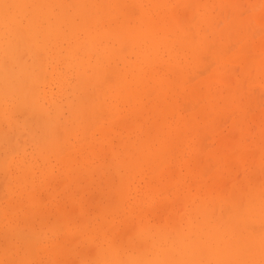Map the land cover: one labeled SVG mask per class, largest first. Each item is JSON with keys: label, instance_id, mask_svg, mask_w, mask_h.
<instances>
[{"label": "rangeland", "instance_id": "374dc122", "mask_svg": "<svg viewBox=\"0 0 264 264\" xmlns=\"http://www.w3.org/2000/svg\"><path fill=\"white\" fill-rule=\"evenodd\" d=\"M65 1L70 2L71 0H69V1L65 0ZM103 1L102 0H92V2H91V0H89V2H91L92 6H93V10L90 9V11H91V14L93 11H95V13L93 14L94 16H92V18L96 19L97 16L99 15L98 16L99 18H97L99 20L101 18L100 16H102V15H100L101 12L102 11L105 12L107 10V8L109 6L107 2H109L110 6H111V7H109L110 8L109 11L111 10L112 13L106 11L107 15L105 17L103 15V18L105 19L106 23H107V21H109L107 23V25H106L103 18H101L102 20H99V21H97V19L96 20L89 19L88 21H90V23H89L90 26L95 28L96 30L99 29L98 28L99 27L98 22L100 23V29H101L99 31H102L103 29L105 30L106 28L108 31L110 30L111 34L105 36V38H106L105 40L107 41V44L109 45V47H113V48L117 47L118 49L119 48L123 49L121 46L124 45L125 42L128 40V39L124 40V38L125 37L129 38L128 34H127L128 37L126 36V34L124 35V31L126 33V31L130 30L131 28H132L131 32L139 31L141 28L146 30L148 28L146 25H148L150 23L153 25L154 19H155L154 23L156 22V24L158 26L164 25L168 22L170 23V21H171V24L168 23L169 26L171 27V25L173 26L176 23V27H178L176 29L179 31L181 30L182 32H184L183 30H185V28L187 27L188 33L191 34L192 37L196 38V39H195V41L191 40V41H193L191 43V46L185 45V43L187 44V42L189 43L191 41L190 40L188 41L187 38H184V40H183L182 37L179 35V34H181V31H180V33H178L177 30H174L175 29V27H174V29H173L174 31H170V33H169V29H172L173 27L169 28V26H168V30L165 31L162 29L161 26L157 27V25L154 24L155 26H152V28L154 30V33H156V34H154L152 32L149 33V34H153V35H151L153 38H158V36H160V37L164 36L165 38L170 39V37H171V39H173L178 34L180 37L178 36L176 41L178 39L179 40L182 39L183 41L179 42V40H178L174 44V48H170L168 46H165L161 42L162 45L159 46V48L157 46H155L157 48H155V49L150 48L145 52L146 54L148 53L147 54L148 56L151 54L149 56L148 65L145 67L149 68L150 65L154 66V67H152V71H151L150 75L144 71H141L140 72L141 74L136 70H134L132 72L130 71L131 68L135 67V65H136L135 62L136 63L140 62V57H137V53H135L138 51L137 45H135V43L137 41L136 42L133 41V44L131 42L130 47H128L129 52L127 51V53H126L125 49H124V51L122 52V55H123L122 57H119L120 55L118 53H116L115 56L118 55L117 57L119 59H117V57H116V59H112L111 61H109L110 64L115 63L113 69L116 71V73L113 69H112L113 70V72H112V70L110 71L108 68H107L108 70L106 73V68H104L105 71H104V69H102V71L105 72L104 73L105 75L101 74L103 72L94 75V77H99L98 80L100 79V81H96L99 84V82H101V79L103 81H105V83L107 82L106 80L109 78L108 74H111V73H109V71L112 72V74H114V76L112 78H114L115 75H117L118 73L122 72L123 75L122 74H118V75H120V77H121V75L123 76L121 78L123 81V85L127 86V88H129L128 86L131 85L130 88H132V89L135 88L134 90H136V88L139 85V87H138L139 92L137 91L138 93H143V92H140V91H143L142 88H144V90L147 89L146 85H144V87H143L144 83L143 84L141 83L142 85L140 87L139 81H140V78L143 79V75H144V77L146 78V81L148 80L147 83H149V84H147L145 81L144 82L147 84V87L151 89V91H149L151 94L149 92L147 93L148 95L145 93L146 96L144 94H140L141 96L144 95L141 97L143 99L138 98V96L136 95L137 97H135L134 100L136 98H138L139 100L134 101L131 99L134 103L130 99L127 100V98L125 99V97H122V94L119 93L120 96L117 94L118 93L117 88H119V86H120V83L118 82L117 76H116V79H117L116 81L114 78V81H112L111 83L109 82L108 84L106 83L107 85L106 84L102 85V86H104V87H102V89H104V88H106V90L108 89L109 93L105 92L106 91L105 90L104 92L106 94L103 92L101 94L100 92H97V87L99 85L96 82H94L96 79L95 80L93 79V81H90V83L93 82V84L91 83V88L88 87L90 85V83L88 82V86L87 85L85 86L86 91H85V89H84V91H81L79 89L78 90L72 89V84H74V82H73L74 78H72V77H74V75L72 73H71V75L68 76L67 81L69 82V85H68V83H66L65 89L61 88L59 86V83L57 82L58 80H56L57 79L56 75L52 76V78L56 77V79H53L54 80L53 81L52 79L50 80V77H49L50 75L48 74L47 76L49 77V79L47 78V82L49 85L45 84L47 82L41 84L42 91H44V93L43 92L41 93V94H43L41 96H44V99H42V102H44V104H45L44 107L46 108V111H48V113H46V112H45V114L40 113L39 112L40 110H38V112L36 111V115H35V113H34L35 111H32L33 108H31L30 106H29L30 112H28V111L26 112L25 111L26 108L24 107V105L21 101H19V102L11 101V102L13 105H17V103H21L22 106H20V108L23 107V108H25V110H23V108H21V110L12 109L10 116H7L4 112L0 111V122H1L0 129L3 131V132L0 131V133H1L0 134V147H1V149H0L1 150L0 151V184H1L0 185L1 186L0 187L1 188L0 189L1 190L0 191V194H1L0 195V220H2V222L0 221V261H5V260H10V259H15V258L16 259H21V258L24 259L25 258V260H28V261H31V260L40 261L39 262L40 264H56V262L61 259L60 261L61 262L65 261V263L67 262L66 264H75V262L76 263L78 262V264H79V262L81 261V255H82L81 251L83 252L84 250L79 249V253H81V254H79V257H78L77 251H76V253L74 252V250H76V249L73 248V244H75V242L74 243L72 242L71 246H70V250L72 248L73 251L72 250L71 251L74 252L75 255H74V253L72 254L71 251H68V250H67L68 253L66 251L68 259L64 255L63 256L61 255L62 258L65 257L66 260H68V261H66L65 259L63 260L61 257H59L60 255L59 256L56 255V256H58L56 258H59V259H56L55 255L53 254L54 253L53 248L61 247V249L60 248L55 249V251L59 250L55 254H57L59 252L62 253V249H63L64 244H67V246H68V243H65V241H63V240H65L69 236L70 233L72 235H74V237H76V235H77V237L80 238L81 240L95 237L94 240H91V241H94L96 243H100L101 241H103L102 238H104V241L107 239L108 233H110V235H111V230H112L111 228H113L115 226H119L121 224V222H123L125 220H127L128 222L129 221L131 222L130 226L132 227V230L135 229L134 224L136 222H141L140 224H142V225L145 224L149 227H151V226L154 227V228L150 229L152 231L149 230V232H148L149 234L146 233V234L141 235L140 237H133V235L131 237L129 235V240H130V238L131 239L133 238V241L135 242V244L131 240V241H129V244L126 246L127 248H130V249H128V254L133 253L136 256L138 255L139 258L140 257L141 258H144V257L148 258V257L152 256V253H154L155 251L157 252V250L159 249L158 247H160V246L167 247L169 245V241L167 240L165 234L159 233L160 229H161L159 227L166 226V224H169L168 223L169 221L172 222V220L170 218L173 215H175L176 217L174 216V218H175L174 220L177 222L176 229H178V230L184 229V232H186V236H185L186 240L190 241V242L197 243L200 246L201 245L205 246V249H204V247L200 248V246H199L198 251L197 250H195L193 252L189 251L188 256H190L191 253H192V256H193V253H195V255L198 253L197 255H199L200 249H203L204 250L203 252L205 254H207V252L210 251V247L215 248L219 244L223 248V251H222V255L219 257L218 261L216 262L218 264H221L222 260L225 263V262H228L231 260L236 261L238 259L239 260H248L249 257H251L250 259L259 262V260L261 259L260 254L254 253L255 257H254V254L250 255L254 251L255 252L258 251L257 253H260L259 252L260 248H258L259 237H260L259 229H258V231H255V229H254L255 234L253 233V231L249 232V234H248L247 233L248 231H246V230L237 229L235 227L236 222H237V218L236 217H234V218L230 217L227 214V209L232 207V205H233L232 202H234V200L237 198V193L235 195V193L233 191H235V192L239 191L240 193L238 194V197L244 196L246 200L250 199L249 201H251L253 199V201H251L252 203H251V207L249 209L251 212L249 211L247 213L249 216L246 215L245 216L246 219L244 217L245 221L248 224H250L252 221L251 225H253V223H254L255 224L254 226H257V225L263 226V224H264L263 223L264 219H262L261 210H260L262 203H264V64L262 63V61H263L262 59L264 58V0H233V1L230 0V2H229V0H201V1L200 0H184L185 3L183 4V6H178V7L176 6L177 9H176L175 13H173V15H172L171 11H170V13H168L169 10L174 8L175 5H180V3L183 0H176V1L173 0L174 2H171L172 0H165V3H163L164 0H162V1L159 0L160 2L158 0H157L158 2L155 0H145V2H144V0H135L136 2L134 1V3L132 2L133 0H128V1L127 0H125V1L121 0L122 3H120V0L118 1L119 3L116 2L117 0H111V1L105 0L106 2L104 1V3L102 4ZM114 2H115V4H114ZM141 2H142V4H144L143 6H142ZM106 3L108 5L107 7H106ZM193 3H194V5H193ZM101 4L103 6H101ZM104 4H105V6H104ZM133 4H134V8L132 7ZM136 4H138L139 6L141 5L142 8L145 7L144 11L147 13V15H149V16H147V15H145L146 14L145 12L143 13L145 20H143L141 18V16H139V21H138L137 16H138V14H142L143 10L141 7L140 8H139V6L137 7ZM154 4L156 6H158L157 4H162V5H159L158 6L159 9H158V7H156ZM121 5L123 7H121ZM198 5L201 7L197 8ZM153 6H155L158 10L156 11L155 7H153ZM189 6L190 7L192 6V8H189ZM98 7H100V8L105 7L106 10H105V8H103L104 10H101V9L98 10L97 9ZM125 7H127V8H125ZM129 7H131V9ZM135 7L138 9H136ZM112 8L114 9L115 12L113 11ZM147 8H148V10H147ZM204 8L208 12L204 11ZM139 9H140V11L141 10L142 11L140 12ZM166 9H168V10L166 11ZM71 10L72 9H70V11ZM161 10H162V12H164L165 15L164 14H162V15L165 17H169L168 15L171 14L170 16H172L173 19H176L177 17L181 18L182 16H183L182 19L183 18L184 19L182 21V19L179 18L178 23L176 20H174V21H172L173 19L170 20V18H168L169 20L165 19L160 14V13H162ZM163 10H165V11H163ZM98 11L100 14L97 13ZM192 11H193V15L191 16L190 13ZM122 12L124 13L123 16L121 15V14H123ZM131 12H133V13H131ZM152 12L153 13L155 12V14H157V15L155 16V14H153ZM148 13H150V14H148ZM176 13L178 15L180 14L181 16H175ZM113 14H115V15H113ZM151 14L153 15L154 18L151 17L152 16ZM189 16H191V17H189ZM117 17H119V18L117 19ZM135 17H136V19L133 20V18H135ZM155 17H157V18H155ZM160 17H161L162 21H161V19H159ZM260 17H261V20L259 19ZM107 18H108V20H107ZM119 19L121 21L123 20L122 23H124V22L126 23V25H127L126 30H122V28L120 29V26L118 24L121 25L122 23H118V24L116 23V22H119ZM146 19L147 20L150 19V20L146 21ZM151 19H152V21H151ZM157 19H159L161 24L159 23V21L157 22ZM164 20H166V21L164 22ZM76 21L79 22L80 17L76 18ZM92 21L96 24H91ZM133 21L135 23H139V24H137V26H135V23H133ZM141 22H143V23L146 22V23H144L145 25L143 24L145 27L142 25ZM127 23H129L130 27L128 26ZM131 24L133 27L131 26ZM107 26H109V27H107ZM114 26L119 27V29L114 27ZM165 26L167 28V25H165ZM183 26L184 27L186 26V27L184 28ZM134 27H137V29L135 28L136 29L135 30ZM158 28H160L161 31H158ZM117 29L120 30L121 33H119L120 32L119 31L118 34L115 35L118 31ZM198 29H200V30L198 31ZM156 31H158V34ZM203 31H204V33H202ZM139 33L140 34L136 33L137 38H139V35H141V30L139 31ZM166 33H167V35H166ZM132 34H134L136 37L135 33H132ZM163 34H165V35H163ZM83 35L84 34H82L81 36H83ZM198 35H200V36H198ZM112 36L114 38L116 36V39H114L115 40L114 44H113ZM144 36H146V35H144ZM184 36H185V34H184ZM118 37L119 38L121 37V40ZM150 37L148 39H145V40H147V41L150 40ZM186 37H189V36H186ZM199 37H201V38H199ZM118 39H119V41H121L122 44L118 43V41H117ZM203 39L205 41H203ZM145 40H142V41H145ZM110 41H111V43H110ZM184 41H186V42L184 43ZM205 42H206L207 46L205 45ZM128 43H130V41H127V44ZM248 43L250 44V46ZM163 45L165 47L162 50L160 48ZM188 46L190 47V50L188 49ZM245 46H247L248 48L250 47V48L248 49ZM125 47H126V45H125ZM242 47H244V49ZM19 48H21V46H19ZM117 48H116V50H118ZM197 49H198V51H197ZM134 50H135V52H134ZM155 50H157L159 52H157ZM171 50H172V53H171ZM132 52H134L135 55H133ZM195 52H196V54L198 53L197 54L198 56L203 58V61H201L197 55H194ZM22 53H23V55L28 54V53H26V51H25V53L21 52L20 54L22 55ZM239 53H243L245 56L246 55L248 56V57L246 56L248 58L247 61H249L248 64H246L248 67L245 66V62H244V60L242 61L243 58H241L242 55H239ZM29 56H31V55H29V54H28V56L25 55L24 61ZM245 56H244V59H245ZM31 58H32V56H31ZM31 58L29 57L27 59L29 61V64H31L33 62L32 61L33 58H32V60H31ZM37 59L38 58L36 56L35 60H37ZM116 60H118V61H116ZM171 60H172V62H171ZM197 60H199V61H197ZM143 61H144V59L141 61V64ZM169 61L171 63H169ZM245 61H246V59H245ZM247 61H246V63H247ZM259 61L262 63L260 65L261 67L259 66V63H258ZM242 62H244V63H242ZM118 63H120V64H118ZM57 64H58L57 62L55 64V61L51 62L50 66L48 67V69L50 68L49 71L50 72L52 71L54 73L56 70L54 69V71H53V66L57 65ZM118 65H119V67H117ZM59 66H61V65L58 64V67ZM167 66H168V69H166ZM112 67H113V65H112ZM170 67H171V69H170ZM172 67H173L174 71H172ZM118 68H120L119 71H118ZM153 68H154V70L157 71V76L155 75L156 71L154 73ZM117 71H118V73H117ZM134 72H137L136 73L137 75ZM131 74H133L134 76L136 75V78L138 76L137 80ZM103 75H104V77L106 76L105 77L106 80L101 77ZM158 76L161 78L159 79ZM145 78H144V80H145ZM45 80H46V78H45ZM151 80H153V81H151ZM154 80H155V82H154ZM133 81L135 82V84ZM157 81H159L161 84L163 82L164 83L160 87V84ZM141 82H142V80H141ZM150 82L151 83L153 82V83L151 84ZM131 83H133V86ZM156 83H158V84H156ZM105 85H106V87H105ZM109 85H111V86H109ZM123 85H122V87H124ZM151 85H152V87H151ZM47 86H49L50 88ZM162 86H163V90H161ZM168 86L170 88H168ZM55 87H57V88H55ZM87 87H88V89L90 88V90L94 87V90H95L94 92L100 93V95L97 94L96 96H92L93 93H91V92L93 91V89L90 92V90H88ZM70 88H71V90H70ZM152 88H153V90H152ZM98 89H99V87H98ZM102 89L99 91H103ZM132 89H130V90H132ZM166 89H167V91H166ZM46 90L47 91L50 90V91L47 92ZM194 90H195V92H193ZM67 91H69V92H67ZM146 91H148V90H146ZM66 92L68 94H66ZM88 92H90V93H88ZM132 92H133V90H132ZM159 93H161V94H159ZM89 94H90V97H92L91 100H90ZM94 95H95V93H94ZM117 95L120 98H118ZM158 95L159 96L163 95V96L159 97ZM102 96L103 97L105 96V97L103 98ZM166 96H168V97H166ZM96 97H98V98H96ZM109 97H111V98H109ZM51 98H52V100H51ZM67 98H69V99H67ZM99 98L101 100H99ZM156 99H158V100H156ZM62 100L63 101L65 100V101L63 102ZM86 100L88 101L87 103L85 102ZM113 100L116 101L117 103L114 102ZM129 100H130V102H129ZM55 101L57 102V105H59L58 106L59 110L61 109L63 111H61V110L56 111L57 115H54V116L51 115L53 118L51 116L48 117L47 114H50V112H51V114L54 113L53 108H55V107H53V103ZM69 101H71V102H69ZM98 101H100V102L97 103ZM102 102H104V103L106 102V104L103 103V105H104L103 111L105 110L104 113L108 110V108L106 110L107 103L111 104V106H108V107H111L110 110H112V108H113L112 105H117L116 106L117 108L114 106V108H116V109H113L111 111L116 116H113L112 113L109 115V113H110L109 110L107 111V113H105V115H107V117L109 116V118H112V116H113L114 120H113V118L112 119L104 118L106 116L103 117L104 119L100 118V117H98L99 115H98V112L96 111L97 114L93 115V116L98 117V118H95V120L98 119L100 121L98 123L97 122L98 120L95 121L92 118V116L90 115L91 111L87 112L89 107L94 108V106H95L97 108V106L99 107V104H101ZM138 102H140V103H138ZM89 103L91 106L89 105ZM119 103H121V104H119ZM0 104H1V101H0ZM28 105H31V104L29 103ZM3 107H5V106L3 105ZM9 107H11V105ZM50 107H52V108L50 109ZM136 107H138V108H136ZM138 109H140V110H138ZM22 110H23V113H22ZM115 110H117V111H115ZM92 112H93V110H92ZM115 112H117V114H115ZM26 113H28V114H26ZM94 113H95V111H94ZM94 113H92V114H94ZM39 114L42 117L40 119H38L40 117ZM78 114H79V116H78ZM81 114L83 116H81ZM84 114L89 115V117H90L89 119H91V120L93 119L97 123L96 124L94 122L95 123L94 124V123H92L93 121H91V123L93 124V125L92 124L91 125L93 127L88 126V128H90V129H88L86 126V129H88L87 131H88L89 135H92L93 138H91L92 136L89 137L87 132L84 133V135H83V132H82V134H81V132H78V130H80V128L82 129L84 127L82 125L85 124V121L88 119L87 118L86 120H84V118L86 117ZM119 114H121V115H119ZM30 115H31V117H30ZM45 115H47V116H45ZM59 115H60V118H59ZM20 116H21V118H20ZM33 116H34L35 121L33 119ZM50 117H51V120H50ZM1 118L4 121H1ZM22 118H24V119H22ZM28 118H30V119H28ZM65 118L69 119V121ZM115 118H117V119H115ZM133 118H136V120ZM37 119H38V121H37ZM41 119L42 120L45 119V120L42 121ZM46 119H48L49 121L48 120L46 121ZM52 119H54L55 122L58 119L57 120L58 124L57 123L55 124V122H53L54 120H52ZM61 119H62L61 123L63 122V120H65L64 123H66V124L62 123V126H61L62 127L61 130L63 131L62 133H64L66 131L65 125L68 126L67 132H65L64 136H67L68 134L70 136V132L72 131L71 132L72 136L70 137L71 142L67 141L69 139H67V140L64 139L65 138L64 136H62V139L60 138L61 136L60 137L58 136L57 139L61 140V143H62L63 139H64V141L66 140L69 145H71V146L73 145L74 149L72 147H70V148H67L64 150V148H63L62 150H60V151H62L61 153H59L60 151L58 149L57 150L55 149L56 152L58 151V153H59V155L57 154L58 156H56V155H52V154H54V151L52 153L53 144H50V141L57 136H54V137L48 136V138H46L48 143H47V141L44 142L43 139L45 140V137L47 136L45 134L46 127H44V125L45 126H52L55 124L54 126L58 125L60 127L61 124L59 122ZM75 119H76V122H75ZM6 120L9 121V123H7ZM80 120L82 121V124H81ZM22 121H23V123H22ZM32 121L37 122V123H34V122L32 123ZM121 121H123V122H121ZM43 122L45 123L44 125H43ZM3 123H4V125H3ZM121 124H122V126H121ZM39 125L42 126V128H44V131L42 128H40ZM88 125H90V124H88ZM71 126H73V127H71ZM106 126H107V128H108V126L113 127V128H109V129H111L109 131V135L107 132L108 129L105 128ZM3 127H4V129H3ZM7 127L8 128L10 127V128L7 129ZM13 127H15L16 130L13 129ZM102 127L106 129V131L102 130V132L103 133L105 132V134L100 132ZM18 128H19V130H18ZM20 128H21V130H20ZM37 128H38V131L40 129H42V130H40V133L37 131ZM77 128H79V129H77ZM129 128H131V129H129ZM132 128H134V129H132ZM161 128L163 131H161ZM165 128H166V130H165ZM31 129H32V132H31ZM112 129L114 130L116 135L118 133L117 136L114 134V132L111 133ZM14 130L19 132V134H17L18 133L17 132L16 135H14L16 137L15 138L16 140L14 139V144H15V142L16 143L19 142V144L21 143L20 145H22L21 149L16 153H12V152L7 151L9 141L10 140L12 141L13 133L15 134ZM164 131H165V134H164ZM22 132L23 133L25 132L26 134H28L29 137L27 135H23L20 138L19 136H20V133H21V135L23 134ZM160 132H161V134H160ZM35 133H38V134L35 135ZM73 133H74V135L79 136V139H80V137L84 136L81 138L83 140V142L80 139L81 141L79 140L80 142L77 144L78 137L73 138V136H74ZM30 134H32L33 136H31ZM111 134H114V135H111ZM178 134H179V136H178V138H176V135H178ZM42 135H44V136L40 137ZM105 135L106 136L108 135V137H106ZM121 135H122V137L124 136V138H122L123 140L121 139ZM3 137H5L6 139ZM68 137H66V138H68ZM85 137L91 138V139L88 140L87 138L85 139ZM119 137H120V139H119ZM172 137H173V140L175 142L172 141ZM1 138H3V139H1ZM27 138H32V139L34 138L33 140H35V142L38 144H36L35 142L33 143V141H30L32 139L29 140ZM76 138H77V140H76ZM175 138H176V140H175ZM177 139H178V142H177ZM21 140H22V142H21ZM54 141H56V139H54ZM64 141L62 144H63V146L65 145L67 147L68 146V145H66L67 142L65 141L66 143L64 144ZM120 141L123 143H121ZM180 141H181V144L179 143ZM43 142H44V144H43ZM99 142H101V143H99ZM170 142L173 145V146L170 145L173 147L172 152H171V148L169 146ZM45 143L50 144V145H48L49 149H46V151H48V153L45 151V148H44ZM70 143H72V144H70ZM131 143L133 146L131 145ZM56 144H60V142L58 141V143H56ZM62 144H60V146L59 145H55V146L56 147L58 146V148H59L62 146ZM80 145H81V147H80ZM85 145L87 148L85 147ZM144 145H146V148H145L146 150H144V148H143V147H145ZM162 145L164 146V148H162L163 147ZM48 146H45V147L48 148ZM79 148H81V150ZM42 149H43V151H42L43 154L40 151ZM49 150H50V153H49ZM153 150H155V152H154L155 154L152 152ZM167 150L168 151L170 150V153ZM89 151L92 153L90 154ZM116 151H118L120 154L118 155V152H116ZM144 151H145V153L148 151L146 153V155L149 156L148 159H146L147 156H145V153H143ZM158 151H160L161 153H159ZM165 151H167V152H165ZM163 152L167 153V154H164V156H166V157H163ZM67 153H69L67 155L68 158H70V154L73 155L72 161L75 162L76 164L75 163L73 164L71 161V158H70L71 164L70 165L68 164L69 166L67 165V163H66V157H67L66 154ZM150 153H152V154L150 155ZM23 154H24V156H23ZM138 154H139V156H138ZM140 154H142V155H140ZM160 155H162V157ZM54 157H56L57 159H55ZM82 157H83V159H81ZM133 157H134V161H137V162H135L137 168L138 167L141 168V166H143L140 169L141 172L139 171V169H137V170L135 169L134 171H136V172L133 171V168L134 167L136 168L135 163L133 162ZM143 157H145V158H143ZM159 157L161 159V160L159 159L160 161L158 160ZM4 158H6V159H4ZM44 158H45V160H44ZM76 158H78V159H76ZM135 158H138V159H135ZM58 159H60V160H58ZM151 159L153 161H151ZM78 160L84 161L86 165H84V163L81 164L82 162H80V161L78 162ZM142 160L147 161V162L143 163ZM154 160H156L157 162L155 163ZM8 161H10V162L8 163ZM123 161H124V164L122 163ZM138 161H139V163H138ZM153 162L155 163V165L156 164L158 165V166L156 165V170L153 168L155 171L151 168V164ZM149 163H150V165H149ZM26 164H27V166H26ZM126 165H128V166H126ZM30 166H32V167L30 168ZM149 166H150L151 170L148 169ZM26 167H27V169H26ZM38 167H39V169H38ZM51 167H54L53 172L51 170L52 173L50 172V169H52ZM48 168H49V170H48ZM77 168L79 170H78L77 174H74V173H76ZM21 169H23V170H21ZM27 170L32 171V173L33 174L35 173V174L34 175L31 174V172H28ZM39 170H40V172H39ZM68 171L69 172L71 171V173H69ZM85 171H87V172H85ZM137 171H139V172H137ZM130 172H133V173H130ZM22 173H25V174H22ZM46 173H47V176H46ZM29 174H31V177ZM73 174L75 176L74 179L72 176ZM27 175H29V176H27ZM120 175H122L123 178H122V176L120 177ZM130 175L132 176V178L134 175V178L130 179V177H131ZM25 176H27V177L25 178ZM52 176H53V178H52ZM127 176H129V178ZM21 177H22V179H21ZM29 177H30V179H29ZM125 177H127L128 180ZM88 178H89V180H88ZM121 178L125 179V180H123L125 182H121L122 181ZM26 179H28V180H26ZM22 180L23 181L26 180L28 184L26 183V181L22 182ZM49 180H51V181H49ZM59 180H60V182H59ZM62 180L64 181V184L62 183L63 182ZM70 180H72V181H70ZM126 180H127L128 184L126 183ZM65 181H66V183H65ZM1 182L3 183V186H2ZM10 182L12 184H10ZM16 182H18L20 184L17 183L18 184V186H17ZM87 182H89V183H87ZM120 183L121 184L125 183L127 185L124 184V186L121 187ZM130 183H131V185H129ZM151 185H153V186H151ZM22 186H24V187H22ZM122 188L125 190H123ZM149 188H150V190H149ZM239 188H240V190H239ZM20 189H22V190H20ZM119 189H121V190H119ZM24 190H26V191H24ZM33 191H34V193H33ZM72 192H73V194H72ZM248 192H250V193L248 194ZM6 194H7V196H6ZM233 194L236 198L233 196ZM246 194H248L249 198L247 197ZM228 195H229V197H227ZM252 195H253V197H252ZM180 196L181 197L183 196L184 199L181 198ZM186 196H187V198H185ZM231 196H232V198H231ZM123 199H124V201H123ZM179 199H181V200L179 201ZM214 199H216V201ZM222 199H223V201H221ZM200 200H201V202H200ZM217 200H220V201H218V203H217ZM214 201L216 203V204L214 203L215 205H213ZM43 202H44V204H43ZM76 202L78 203V205H76L77 204ZM121 202H122L123 206H122ZM15 203H16V205H15ZM20 203H21V205H19ZM23 203H25V205ZM80 203L82 206L79 205ZM116 203H117V205H115ZM9 205L10 206L12 205V206L10 207ZM112 205L114 207L116 206L114 208L116 211L113 210ZM209 205H210V207H209ZM15 206H17V207H15ZM76 206L79 209L80 208L85 209L86 212L83 210H80L81 211V213H80L78 208H76ZM205 206L207 209L205 208ZM199 207H200V209H199ZM214 207H216V208L214 209ZM29 208H31V209H29ZM39 208H41L42 211ZM63 208H64V210H63ZM70 208H73V209H70ZM254 208L256 210H254ZM59 209L60 210L62 209V210L60 211ZM67 209L69 211H67ZM257 209H258V211H257ZM32 210H34V211H32ZM47 210H49V211H47ZM151 210L153 211V213ZM19 211H21L20 212L21 215L18 213ZM30 211H32V212H30ZM103 211H105V212H103ZM253 211H255V212H253ZM12 212L16 213V214H13ZM55 212H57V214ZM101 212H102V214H101ZM165 212L167 215L164 214ZM31 213H32V215H31ZM37 213H39V214H37ZM59 213L61 214V216ZM76 213L78 215H81V216H77ZM199 213H201V214H199ZM27 215L29 216L28 220L30 223L27 221V217H26ZM62 215H64L62 220L65 219V217H67L66 220H64V221H66L65 224L68 226V228L65 224H63L64 221H61V219H60L62 217ZM15 216H17V219H15L16 218ZM198 216H200V217H198ZM10 217H12V218H10ZM30 217H32V218L35 217V218L32 219V221H31ZM74 217H75V219H74ZM113 217H114V219H113ZM217 217H219V218H217ZM221 217H223V218H221ZM38 218L39 219L41 218V219L39 220ZM90 218H91V220H89ZM229 218H231L232 220ZM49 219H50V221H49ZM187 219H189V221ZM199 219H201V220H199ZM25 220H26V222H25ZM34 220H36V221L34 222ZM37 220H39V223L41 222L40 223L41 225L38 223ZM142 220L144 221V223L142 222ZM146 220H149V221L145 222ZM182 220H184V221H182ZM190 220H191V222H190ZM226 220H227V222H226ZM229 220H231V221H229ZM44 221L46 222V225H45ZM58 221H61V223ZM256 221H257V223H255ZM212 222L215 223V226H213L214 224ZM33 223H34V225H33ZM69 223H71V224H69ZM147 223H149V224H147ZM61 224L63 226H60ZM179 224H181V225H179ZM189 224L192 225V227H190L192 230L190 228H188L189 226H187V225H189ZM217 224H219V225H217ZM227 224H228V227H227ZM56 225L60 228L59 229L56 228L57 227ZM193 225H194V228H193ZM211 225L213 226V228ZM38 226L40 229L38 228ZM54 226H55V228H54ZM254 226H253V228H255ZM15 227H17V228L14 229ZM61 227L64 229L63 230L64 232L62 231ZM202 227H204V228H202ZM90 229H92V230H90ZM117 229H118V227H115L114 230L117 231ZM14 230H17V231L15 232V234H12ZM118 230H121V229H118ZM161 230H163V229H161ZM221 230H222V232H221ZM227 230H229V231L234 230V231L229 232ZM217 231L219 234H217ZM262 231H264V229ZM3 232H5V233H3ZM227 233H229V234L227 235ZM78 234H81V235H78ZM92 234L93 235L95 234V235L93 236ZM206 234H208V235H206ZM236 234H237V236H236ZM252 234L254 236H252ZM84 235H85V237H84ZM160 235H162V236L164 235V236L162 237ZM247 235H248V237H247ZM15 236H16V238H15ZM82 236L84 238H81ZM97 236L100 237L101 241H100L99 237H97ZM63 237H64V239H63ZM77 237L75 238L76 240H77ZM164 237H165V239H164ZM206 237H208V238H206ZM229 237H230V239L232 238V240H230ZM250 237H252V238H250ZM134 238L135 239L139 238V240L138 239L134 240ZM143 238H144V240H143ZM233 238H234L235 242H237V245H238L237 246L234 243H232L234 245V249H233V246L231 245V242H230V241H232V242L234 241ZM29 239H30V241H29ZM69 239H70V237H68L66 241L68 242ZM147 239L148 240L154 239L155 241L151 240L152 242L151 241L148 242ZM217 239L219 241H217ZM5 240H7V242ZM12 240H14V241H12ZM160 240H161V242L162 241L163 242L161 243ZM202 240H204V241H202ZM62 241L64 242V244L62 243ZM78 241H80V240L78 239ZM213 241H214V243H213ZM215 241L217 243L218 242L219 243L215 244ZM28 242H30L31 244L30 243L28 244ZM34 242H36V243L34 244ZM203 242H205V243L203 244ZM209 242H210V245H209ZM24 243H27L28 246H27V244H24ZM61 243L63 246L61 245ZM88 243H89V241H88ZM163 243H164V245H163ZM211 243L214 246H211ZM242 243H244V244H242ZM77 244L78 245H75L74 247L77 246V248H80V246H82V244H80L79 242H77ZM79 244H80V246H79ZM132 244H134V245H132ZM228 244H229V246H228ZM30 245H31V247H30ZM241 245H243L242 251H241ZM143 246L144 247L147 246V247H145L146 250H144ZM154 246L155 247L157 246V247L155 248ZM49 247H50V250L47 249ZM83 247L86 248V246H84V245H83ZM148 247H150V248H148ZM227 247H228V249H230V251L227 249ZM30 248H32V249H30ZM153 248L156 250L154 251ZM216 248L214 251L215 253L212 251L213 249H211L212 252L210 251L208 254L210 256L218 257L219 256L218 255V249H216ZM244 248L245 249L247 248V250H249L248 254H247V252H245L246 250ZM28 249H29V251H28ZM251 249L253 250V252ZM92 250H93V248H92ZM182 250H184V249H182ZM233 250H234V252H233ZM32 251H34V252H32ZM145 251H146V253L147 252L148 253L146 254ZM149 251L151 252V254H149L150 253ZM243 251H244V253H243ZM137 252L140 254H138ZM237 252H240L242 255L240 253H237ZM68 254L69 255L72 254L73 258H71L72 256L70 257ZM233 254H235V255H233ZM178 255L180 256L179 259H177ZM236 255H237V257H236ZM75 256H76V259H75ZM172 256H174L173 260H181V258L183 259V254L180 250H176V251L172 252ZM206 256L207 255L202 257L200 260L196 256L195 258H192V260L196 261L198 259L197 260L198 263L202 261V264H206L207 262H209V259H210V256H207V257ZM238 256H240V257H238ZM19 257H21V258H19ZM241 257H243V258L247 257V258L241 259ZM188 258L189 257H186L183 259L184 264H186V263L190 264V262L192 264L193 261L189 262ZM185 259H186V261H185ZM55 260H56V262H55ZM37 261L35 262V264L38 263ZM52 261H54L55 263H53ZM61 262H57V264H60Z\"/></svg>", "mask_w": 264, "mask_h": 264}, {"label": "bare ground", "instance_id": "6f19581e", "mask_svg": "<svg viewBox=\"0 0 264 264\" xmlns=\"http://www.w3.org/2000/svg\"><path fill=\"white\" fill-rule=\"evenodd\" d=\"M69 1V0H68ZM103 1V0H102ZM105 1V0H104ZM104 1L102 2V4L104 3ZM107 1V0H106ZM105 1V2H106ZM111 1V0H110ZM119 0H117L116 2H118ZM123 1V0H122ZM125 1V0H124ZM128 1V0H127ZM134 1L135 0H133L132 2L134 3ZM155 1H157V0H155ZM154 1V2H155ZM159 1V0H158ZM157 1V2H158ZM160 1H162V0H160ZM159 1V2H160ZM176 1V0H175ZM201 1V0H200ZM199 1V2H200ZM231 1H233V0H231ZM91 2H92V0H91ZM91 2H89V0H71L70 2H66L65 0H0V101H1V106H0V111H2V112H4L7 116H10V114H11V112H12V109H14V110H21V108H23V107H21L20 108V106H22V104L21 103H17V105H13L12 104V102L11 101H16V102H19V101H21L22 103H23V105H24V107L26 108V110H25V108H23V110H25L26 112L28 111V112H30V107L31 108H33L32 109V111H35L34 113H35V115H36V111L38 112V110H40L39 112L40 113H44L45 114V112L46 113H48V111H46V108L44 107V102H42V99H44V96H41V95H43V94H41L42 92L44 93V91H42V86H41V84L42 83H45V82H47V78L49 79V77H50V80L52 79H56V77H54V78H52V76L53 75H56L57 76V79L56 80H58L57 82L59 83V86L61 87V88H64L65 89V86H66V83H68V85H69V82L67 81L68 80V76L69 75H71V73L74 75V77H72V78H74V84H72V89H74V90H81V91H84V89H85V86L87 85L88 86V82L90 83V81H93V79L95 80L94 82H96V81H100V79L98 80V78L99 77H94V75L95 74H99V73H101V72H103V73H101V74H104L105 72V69L104 68H106V73H107V70L109 69L110 71L114 68V64L115 63H109V61H111L112 59H116V57L118 56V55H116L115 56V54L116 53H118L120 56L119 57H122L123 55H122V52L124 51V49H125V52L127 53V51L129 52V50H128V47H130V44H131V42H132V44H133V41L134 42H136L135 43V45H137V48H138V51L137 52H135V50H134V52L135 53H137V57H140V62H138V63H136L135 62V67L134 68H131V72L132 71H134V70H136V71H138L139 73L141 72V71H144V72H146L147 74H151V71H152V67H154V66H151L150 65V69L149 68H146L145 66H147L148 65V61H149V56L151 55H147L145 52L148 50V49H150V48H159V46H161L162 45V43L165 45V46H168V47H170V48H174V44L179 40H177L176 41V39H177V37L180 35L181 37H182V39L184 40V38H187V40L189 41H191V40H193V41H195V39L196 38H193L192 37V35L191 34H189L188 33V30H187V25L184 27L185 28V30H183L182 28V30L185 32H182L181 30V34H175L176 36H175V38H173V39H171V37H170V39L169 38H165L164 36H158V38H153L151 35H153V34H149L150 32H152V33H154V30H153V28H152V26H155V25H157L156 24V22L154 23V21H155V19H154V21H153V25L150 23V24H148V25H146L147 27V29L146 30H144V29H140L139 27V29L141 30V35H139V38H137V34L136 33H138V34H140L139 33V31H136V32H131V29L130 30H127L126 31V33H125V31H124V35L126 34V36H127V34H128V36H129V38H124V40H127V41H130V43H128L127 44V41L125 42V44L124 45H122L121 47L123 48V49H121V48H117V47H115V48H113V47H109V45L107 44V41L105 40L106 38H105V36L106 35H109V34H111V32H110V30L108 31L107 30V28L104 30H102V31H99V30H101L100 29V23L98 22V24H99V29L98 30H96L95 28H93V27H91L90 26V21H88L89 19H94V18H92V16H94L93 14L95 13V11H93L92 12V14H91V11H90V9L91 10H93V6H92V4H91ZM136 2V1H135ZM140 2V1H139ZM144 2H145V0H144ZM147 2V1H146ZM171 2H174L173 0L171 1ZM178 2V1H177ZM229 2H230V0H229ZM107 3H108V5H107ZM106 3V7L108 6V8H107V10H106V8L105 7H103V8H105V10L107 11V12H110V13H112V11L110 10L109 11V7H111L110 6V3L109 2H107ZM119 3V2H118ZM120 3H122L121 2V0H120ZM156 3V2H155ZM163 3H165V0H164V2ZM185 2H184V0L180 3V5H175L174 6V8H172V9H170L169 10V12L168 13H170V11L172 12V15H173V13H175V11H176V6L178 7V6H183V4H184ZM5 4H7V5H12V7H10V8H5L3 5H5ZM101 4V6H103ZM114 4H115V2H114ZM141 4H142V2H141ZM199 4V3H198ZM100 5V4H99ZM117 5V4H116ZM123 5V4H122ZM121 5V7H123ZM130 5V4H129ZM144 4H142V6H143ZM149 5V4H148ZM151 5V4H150ZM155 5V4H154ZM158 6L159 5H162V4H157ZM193 5H194V3H193ZM235 5V4H234ZM233 5V6H234ZM104 6H105V4H104ZM136 6L138 7L139 5L138 4H136ZM156 6V5H155ZM155 6H153V7H155ZM158 6H156V7H158ZM203 6V5H202ZM119 7V6H118ZM120 7V8H121ZM128 7V6H127ZM127 7H125V8H127ZM132 7L134 8V4L132 5ZM141 7V5L139 6V8ZM152 7V6H151ZM155 7V9H156V11L159 9V7H158V9ZM196 7V6H195ZM199 7H201V6H197V8H199ZM103 8H100V7H98L97 9L99 10V9H101V10H104ZM130 9H131V7H129ZM132 8V9H133ZM136 8V7H135ZM142 8V7H141ZM144 8L145 7H143L142 8V10H143V12H142V14H138L137 12V14H138V16H137V18H138V21H139V16H141V18L143 19V20H145V18H144V16H143V13L145 12L144 11ZM189 8H192V6L190 7L189 6ZM70 9H72L71 11H70ZM113 9V8H112ZM136 9H138V8H136ZM151 9V8H150ZM141 10V11H142ZM147 10H148V8H147ZM154 10V9H153ZM168 9H166V11H167ZM174 10V11H173ZM104 12V11H100L101 12V14L99 13V11L97 12L98 14H100V15H102V16H100L101 18H103V15H104V17L107 15V12ZM113 11H114V9H113ZM132 11V10H131ZM139 11H140V9H139ZM140 11V12H141ZM163 11H165V10H163ZM204 11H206L205 10V8H204ZM115 12V11H114ZM113 12V13H114ZM130 12V11H129ZM139 12V13H140ZM149 12V11H148ZM161 12H162V10H161ZM206 12H208V11H206ZM103 13V14H102ZM106 13V14H105ZM123 13V12H122ZM131 13H133V12H131ZM146 13V12H145ZM153 13V12H152ZM205 13V12H204ZM109 14V13H108ZM130 14V13H129ZM128 14V15H129ZM148 14H150V13H148ZM153 14H155V12L153 13ZM161 15L162 14H164V12H162V13H160ZM177 14V13H176ZM175 14V16H181L180 14L178 15H176ZM113 15H115V14H113ZM112 15V16H113ZM122 16L124 15V13L123 14H121ZM145 15H147V13L145 14ZM152 15V14H151ZM157 14H155V16H156ZM160 15V16H161ZM165 15V14H164ZM171 15V14H170ZM170 15H168L169 17H165V16H163L165 19H168V18H170V20L171 19H173L172 18V16H170ZM190 15L192 16L193 15V11L190 13ZM99 16V15H98ZM97 16V18H99ZM131 16V15H130ZM147 16H149V15H147ZM191 16H189V17H191ZM80 17V21L79 22H77L76 21V18H79ZM120 17V16H119ZM119 17H117V19L119 18ZM151 17H153V15L151 16ZM183 17V16H182ZM182 17L180 18V19H182ZM96 18V19H97ZM99 19V20H102V19ZM110 18V17H109ZM121 18V17H120ZM129 18V17H128ZM154 18V17H153ZM152 18V19H153ZM155 18H157V17H155ZM175 18V17H174ZM179 18L177 17L176 19H173L172 21H174V20H176L177 21V23L179 22ZM188 18V17H187ZM96 19H94V20H96ZM104 19V18H103ZM136 19V17L135 18H133V20H135ZM152 19H151V21H152ZM159 19H161V17L159 18ZM159 19H157V22L159 21ZM184 19V18H183ZM183 19H182V21H183ZM260 20H261V17L259 18ZM98 19H97V21H99ZM107 20H108V18H107ZM113 20V19H112ZM111 20V21H112ZM129 20V19H128ZM127 20V21H128ZM150 20V19H149ZM149 20H147L146 19V21H149ZM169 20V19H168ZM104 21H105V19H104ZM110 21V22H111ZM121 20L119 19V22H116L117 24L118 23H122V21L120 22ZM132 21V20H131ZM137 21V20H136ZM137 21V22H138ZM161 21H162V19H161ZM166 20H164V22H165ZM96 22V21H95ZM109 21H107V23H108ZM104 23V22H103ZM105 23H106V21H105ZM107 23H106V25H107ZM113 23V22H112ZM130 23V22H129ZM129 23H127L128 24V26H129ZM133 23H135L134 21H133ZM142 23V25L144 24V23H146V22H141ZM149 23V22H148ZM159 23H160V21H159ZM158 23V24H159ZM169 23V22H168ZM168 23H166V24H164V25H160L161 27H162V29L163 30H165V31H167L168 30V26H169V24H171V21H170V23L168 24ZM173 23V22H172ZM91 24H96V23H94L93 21H92V23ZM97 24V25H98ZM137 24H139V23H135V26H137ZM155 24V25H154ZM174 24V23H173ZM114 25V24H113ZM112 25V26H113ZM116 25V24H115ZM119 26H120V29L122 28V30H126L127 29V25H126V23L124 22V23H122L121 25L120 24H118ZM145 25V24H144ZM143 25V26H144ZM165 25H167V28H166V26ZM111 26V25H110ZM131 26H132V24H131ZM160 26H158L157 25V27H160ZM106 27V26H105ZM104 27V28H105ZM107 27H109V26H107ZM114 27H116V26H114ZM130 27V26H129ZM133 27V26H132ZM142 27V26H141ZM145 27V26H144ZM171 27H173L172 29H169V33H170V31H174V30H177L176 28H178V27H176V23H175V25H171ZM170 26H169V28H171ZM174 27H175V29H174ZM97 28V27H96ZM116 28H118L119 29V27H116ZM137 29V27H134V29ZM180 28V27H179ZM117 29V30H118ZM133 29V30H134ZM135 29V30H136ZM156 29V28H155ZM174 29V30H173ZM189 29V28H188ZM113 30V29H112ZM153 30V31H152ZM200 29H198V31H199ZM120 30H118L117 31V33L115 34V35H117L118 34V32H119ZM158 31H161V29L160 28H158ZM158 31H156L157 32V34H158ZM178 31V33H180V31L179 30H177ZM197 31V32H198ZM109 32V33H108ZM187 32V33H186ZM119 33H121V31L119 32ZM132 33H135L136 34V37H135V35L134 34H132ZM160 33V32H159ZM168 33V32H167ZM167 33H166V35H167ZM202 33H204V31L202 32ZM201 33V34H202ZM82 34H84L83 36H81ZM130 34V35H129ZM154 34H156V33H154ZM184 34H185V36H184ZM144 35H146V36H144ZM160 35V34H159ZM163 35H165V34H163ZM191 35V36H190ZM203 35V34H202ZM123 36V35H122ZM127 36V37H128ZM151 36V37H150ZM155 36V35H154ZM179 36V37H180ZM186 36H189V37H186ZM198 36H200V35H198ZM150 37V40H145V39H148ZM160 37V38H159ZM192 37V38H191ZM204 37V36H203ZM112 38H113V44H114V42H115V40L114 39H116V36H115V38L112 36ZM119 38V37H118ZM137 38V39H136ZM141 38V39H140ZM191 38V39H190ZM199 38H201V37H199ZM120 40H121V37L119 38ZM119 39L117 40L118 41V43L119 44H122L121 43V41H119ZM136 39V40H135ZM179 40V42H181V41H183V40ZM110 40V39H109ZM142 40H145V41H142ZM201 40V39H200ZM123 41V40H122ZM151 41V42H150ZM193 41H191V42H187V44L185 43L186 41H184V43H185V45H190L191 46V43L193 42ZM203 41H205L204 39H203ZM109 42V41H108ZM162 42V43H161ZM110 43H111V41H110ZM109 43V44H110ZM117 43V42H116ZM249 44V43H248ZM247 44V45H248ZM116 45V44H115ZM125 45H126V47H125ZM162 46L160 49H162L163 50V48L165 47V46ZM205 45L207 46V44H206V42H205ZM245 45V44H244ZM19 46H21V48H19ZM155 46H157V47H155ZM249 46H250V44H249ZM167 47V48H168ZM245 47H247V46H245ZM116 48L118 49V50H116ZM136 48V47H135ZM206 48V47H205ZM243 49H244V47H242ZM248 48V47H247ZM250 48V47H249ZM248 48V49H249ZM130 49V48H129ZM153 49V50H154ZM159 49V50H160ZM188 49L190 50V47L188 46ZM176 50V49H175ZM25 51H26V53H28L29 55H31L32 56V58H33V60H32V58H31V56H29L30 58H31V60L33 61L31 64H29V61L27 60L28 58H26V60L24 61V57H25V55H27L28 56V54H25V55H23V53H22V55L20 54L21 52H24L25 53ZM155 51H157V50H155ZM193 51V50H192ZM197 51H198V49H197ZM196 51V52H197ZM124 52V53H125ZM131 52V51H130ZM134 52H132L133 53V55H135L134 54ZM157 52H159V51H157ZM156 52V53H157ZM165 52V51H164ZM179 52V51H178ZM196 52H195V54L194 55H197L196 54ZM123 53V54H124ZM152 53V52H151ZM171 53H172V50H171ZM244 53V52H243ZM243 53H239V55H242V57L241 58H243L242 59V61L244 60V62H245V66H247L246 64H248V62L249 61H247L248 60V56L246 57ZM159 54V53H158ZM175 54V53H174ZM127 55V54H126ZM238 55V56H239ZM37 56V60H35V57ZM132 56V55H131ZM161 56V55H160ZM198 56V55H197ZM244 56H245V59H246V61H247V63H246V61H245V59H244ZM152 57V56H151ZM150 57V58H151ZM155 58V57H154ZM174 58V57H173ZM198 58L201 60V61H203V58L202 57H200V56H198ZM238 58V57H237ZM117 59H119L118 57H117ZM144 59V61L142 62V64H141V61ZM35 60V61H34ZM263 61H264V58L262 59ZM53 61H55V64H56V62L58 63V64H60L61 66H59L58 67V64L57 65H54L53 66V71H54V69L56 70L54 73L51 71H49L50 70V68L48 69V67L50 66V64H51V62H53ZM116 61H118V60H116ZM120 61V60H119ZM136 61V60H135ZM197 61H199V60H197ZM262 61V63L264 64V62ZM171 62H172V60H171ZM170 61H169V63H171ZM244 62H242V63H244ZM110 65H109V64ZM259 63V66L262 64L260 61L258 62ZM118 64H120V63H118ZM132 64V63H131ZM109 65V66H108ZM112 65H113V67H112ZM170 65V64H169ZM177 65V64H176ZM126 66V65H125ZM124 66V67H125ZM178 66V65H177ZM52 67V66H51ZM117 67H119V65L117 66ZM116 67V68H117ZM175 67V66H174ZM248 67V66H247ZM261 67V66H260ZM108 68V69H107ZM115 68V69H116ZM102 69H104V71H102ZM119 69L120 68H118V71H119ZM157 69V68H156ZM166 69H168V66L166 67ZM170 69H171V67H170ZM169 69V70H170ZM114 70V69H113ZM113 70H112V72H113ZM153 70H154V68H153ZM168 70V71H169ZM182 70V69H181ZM109 71V73H111L112 74V72H110ZM115 71V70H114ZM118 71H117V73H118ZM155 71L156 70H154V73H155ZM172 71H174L173 70V67H172ZM115 73H116V71H115ZM135 74L137 73V72H134ZM153 73V74H154ZM50 75L49 77L47 76V75ZM108 74L109 76V78L106 80L105 79V77H104V75L103 76H101L102 78H104L107 82V84L110 82H112V81H114V78H115V81L118 79V82L120 83V86H119V88H117L118 90H117V94L119 95V93L120 94H122V97H125V99L127 98V100L128 99H132V100H134V98L135 97H137L138 96V98H141L142 96H146V94L149 92V91H151V89L150 88H148L147 87V84H149V83H147V81H146V78L144 77V75H143V79L142 78H140V87H141V85L143 84V87H144V85H146V88L147 89H145L144 90V88H142L143 89V91H140V92H143V93H138L139 92V85H138V87L136 88V90H134L135 88H130L131 87V85L130 86H128L129 88H127V86H125V85H123V81H122V75H123V73L121 72V73H118V74H122L121 75V77H120V75H115V77L114 78H112L113 76H114V74ZM141 74V73H140ZM132 76H134L133 74H131ZM130 75V76H131ZM137 75V74H136ZM136 75L134 76L135 78H136ZM156 76H157V71H156V74H155ZM47 76V77H46ZM116 76H117V79H116ZM127 76V75H126ZM131 76V77H132ZM100 77V78H101ZM111 77V78H110ZM187 77V76H186ZM45 78H46V80H45ZM137 78H138V76H137ZM137 78H136V80H137ZM144 78H145V80H144ZM155 78V77H154ZM158 78L160 79L161 77H159L158 76ZM70 79V78H69ZM110 79V80H109ZM134 79V78H133ZM186 79V78H185ZM130 80V79H129ZM139 80V79H138ZM141 80H142V82H141ZM158 80V79H157ZM54 81V80H53ZM147 83H145V82ZM150 81V80H149ZM151 81H153V80H151ZM164 81V80H163ZM50 82V81H49ZM134 82V81H133ZM138 82V81H137ZM136 82V83H137ZM138 82V83H139ZM154 82H155V80H154ZM157 82H159V81H157ZM175 82V81H174ZM51 83V82H50ZM53 83V82H52ZM56 83V82H55ZM92 84H93V82H91ZM91 83H90V85L88 86V87H90L91 88ZM97 83V82H96ZM103 83V84H102ZM105 83V81H103L102 79H101V82H99V89H98V87H97V92H100L101 94H102V92L103 93H105V92H107V93H109V91H108V89L106 90V88H104V89H102V87H104V86H102V85H104V84H106ZM115 83V82H114ZM113 83V84H114ZM142 83V84H141ZM151 83V82H150ZM153 83V82H152ZM151 83V84H152ZM164 83V82H163ZM162 83V84H163ZM45 84H48V82L47 83H45ZM95 84V83H94ZM106 84V85H107ZM118 84V83H117ZM132 84V86H133V83H131ZM134 84H135V82H134ZM156 84H158V83H156ZM159 84H160V87H161V83L159 82ZM170 84V83H169ZM49 85V84H48ZM55 85V84H54ZM96 85V84H95ZM106 85H105V87H106ZM112 85V84H111ZM111 85H109V86H111ZM122 85L124 86V87H122ZM127 85V84H126ZM165 85V84H164ZM44 86V85H43ZM118 86V85H117ZM47 87H49V86H47ZM53 87V86H52ZM88 87H87V89H88ZM151 87H152V85H151ZM165 87V86H164ZM50 88V87H49ZM55 88H57V87H55ZM60 88V89H61ZM90 88L88 89V90H90ZM154 88V87H153ZM153 88H152V90H153ZM168 88H170L169 86H168ZM92 89H93V91H92ZM91 90H90V92L91 93H93L92 94V96H96L97 94H99L100 95V93H97V92H94L95 90H94V87L92 88ZM103 90V91H99V90ZM113 89V88H112ZM128 89V90H127ZM130 89H132L133 90V92H132V90H130ZM141 89V90H142ZM56 90V89H55ZM62 90V89H61ZM70 90H71V88H70ZM106 90V91H105ZM146 90H148V91H146ZM161 90H163V86H162V89ZM47 91V90H46ZM48 91H50V90H48ZM47 91V92H48ZM85 91H86V89H85ZM105 91V92H104ZM116 91V90H115ZM138 91V92H137ZM145 91V92H144ZM166 91H167V89H166ZM55 92V91H54ZM64 92V91H63ZM67 92H69V91H67ZM66 92V94H68ZM90 92H88V93H90ZM111 92V91H110ZM193 92H195V90L193 91ZM94 93H95V95H94ZM134 93V94H133ZM146 93V94H145ZM150 93V92H149ZM162 93V92H161ZM161 93H159V94H161ZM167 93V92H166ZM83 94V93H82ZM106 94V93H105ZM140 94H144V95H140ZM151 94V93H150ZM163 94V93H162ZM56 95V94H55ZM59 95V94H58ZM79 95V94H78ZM115 95V94H114ZM117 95V96H118ZM137 95V96H136ZM148 95V94H147ZM164 95V94H163ZM163 95H161V96H163ZM69 96V95H68ZM84 96V95H83ZM87 96V95H86ZM111 96V95H110ZM120 96V95H119ZM118 96V98H120ZM159 96V95H158ZM161 96H159V97H161ZM53 97V96H52ZM59 97V96H58ZM89 97H90V94H89ZM103 97V96H102ZM105 97V96H104ZM103 97V98H104ZM116 97V96H115ZM158 97V98H159ZM166 97H168V96H166ZM49 98V97H48ZM56 98V97H55ZM62 98V97H61ZM84 98V97H83ZM96 98H98V97H96ZM109 98H111V97H109ZM117 98V99H118ZM138 98H136L135 100H139ZM146 98V97H145ZM164 98V97H163ZM59 99V98H58ZM63 99V98H62ZM67 99H69V98H67ZM92 99V97H90V100ZM115 99V98H114ZM141 99H143V98H141ZM50 100V99H49ZM51 100H52V98H51ZM56 100V99H55ZM99 100H101L100 98H99ZM108 100V99H107ZM116 100V99H115ZM121 100V99H120ZM119 100V101H120ZM130 100H129V102H130ZM131 100V101H132ZM134 100V101H135ZM156 100H158V99H156ZM155 100V101H156ZM166 100V99H165ZM63 101V100H62ZM65 101V100H64ZM63 101V102H64ZM95 101V100H94ZM103 101V100H102ZM114 101V100H113ZM125 101V100H124ZM141 101V100H140ZM60 102V101H59ZM69 102H71V101H69ZM79 102V101H78ZM86 103L88 102L87 100L85 101ZM84 102V103H85ZM92 102V101H91ZM96 102V101H95ZM100 101H98L97 103H99ZM108 102V101H107ZM116 102V101H115ZM133 102V101H132ZM15 103V102H14ZM31 104V105H28V104ZM104 102H102V104H103ZM112 103V102H111ZM117 103V102H116ZM134 103V102H133ZM138 103H140V102H138ZM165 103V102H164ZM104 104H106V102L104 103ZM119 104H121V103H119ZM137 104V103H136ZM3 105L5 106V107H3ZM11 105V107H9ZM70 105V104H69ZM89 105H90V103H89ZM93 105V104H92ZM127 105V104H126ZM134 105V104H133ZM30 106V107H29ZM59 105H57V102L55 101L54 103H53V107H55V108H53L54 109V113H52L51 114V112H50V114H47L48 115V117L49 116H54V115H57L56 114V111H60L59 110V107H58ZM64 106V105H63ZM68 106V105H67ZM91 106V105H90ZM99 106H100V104H99ZM104 106V105H103ZM108 106H111V104L109 103H107V106H106V110H107V108H108V110H109V115L112 113L111 111L113 110V109H116L117 107V105H112L113 106V108H112V110H110V108L111 107H108ZM114 106L116 107V108H114ZM75 107V106H74ZM134 107V106H133ZM52 107H50V109H51ZM91 107H89V109H88V111L87 112H90L91 111V113H90V115L92 116V118L95 120V118H98L97 116L95 117V116H93V115H96L97 113H96V111L98 112V109L97 108H99L98 106H97V108L94 106V108L96 109H94V108H91L92 110H93V112H92V110L90 109ZM136 108H138V107H136ZM48 109V108H47ZM64 109V108H63ZM23 110H22V113H23ZM85 110V109H84ZM107 110V111H108ZM119 110V109H118ZM138 110H140V109H138ZM61 111H63V110H61ZM67 111V110H66ZM85 111V112H86ZM94 111H95V113H94ZM105 111V110H104ZM107 111L105 112V113H107ZM115 111H117V110H115ZM121 111V110H120ZM123 111V110H122ZM18 112V111H17ZM140 112V111H139ZM15 113V112H14ZM19 113V112H18ZM61 113V112H60ZM64 113V112H63ZM92 113H94V114H92ZM125 113V112H124ZM137 113V112H136ZM17 114V113H16ZM21 114V113H20ZM26 114H28V113H26ZM43 114V115H44ZM59 114V113H58ZM80 114V113H79ZM79 114H78V116H79ZM89 114V113H88ZM113 114V113H112ZM115 114H117V112H115ZM33 115V114H32ZM47 115H45V116H47ZM64 115V114H63ZM85 115V114H84ZM119 115H121V114H119ZM123 115V114H122ZM16 116V115H15ZM22 116V115H21ZM21 116H20V118H21ZM24 116V115H23ZM27 116V115H26ZM25 116V117H26ZM39 116H40V114H39ZM38 116V117H39ZM51 116V117H52ZM81 116H83L82 114H81ZM86 117L84 118V120H86L87 118V122L85 121V124H83L82 126H84L82 129L80 128V130H78V132H81V134H82V132H83V135H84V133H88V129H90V128H88V126L90 127V126H92L93 124L92 123H94L96 120H98V119H96L95 121L92 119H89L90 117H89V115H85ZM104 116H106V117H104V118H109V116L107 117V115H104ZM113 116H116V115H114L113 114ZM112 116V118H113V120H114V117ZM19 117V116H18ZM30 117H31V115H30ZM37 117V118H38ZM44 117V116H43ZM51 117H50V120H51ZM66 117V116H65ZM118 117V116H117ZM130 117V116H129ZM3 118V117H2ZM2 118H1V121H4V120H2ZM19 118V119H20ZM40 118H42L41 116L38 118V119H40ZM53 118V117H52ZM55 118V117H54ZM59 118H60V115H59ZM103 118V119H104ZM112 118H109V119H112ZM18 119V120H19ZM22 119H24V118H22ZM28 119H30V118H28ZM33 119H34V116H33ZM32 119V120H33ZM38 119H37V121H38ZM65 119H67V118H65ZM81 119V118H80ZM100 119V118H99ZM105 119V120H106ZM115 119H117V118H115ZM133 119H135L136 120V118H133ZM21 120V119H20ZM42 120V119H41ZM45 120V119H44ZM44 120H42V121H44ZM48 119H46V121H47ZM52 120H54V119H52ZM58 120V119H57ZM57 120H56V122H55V120L53 121V122H55V124L57 123ZM68 121H69V119H67ZM78 120V119H77ZM102 120V119H101ZM134 120V121H135ZM7 121V120H6ZM34 121H35V119H34ZM34 121H32V123L34 122ZM40 121V120H39ZM45 121V122H46ZM49 121V120H48ZM61 121H62V119L60 120V127L62 126V123L63 124H66V123H64V121L65 120H63V122L61 123ZM81 121V120H80ZM79 121V122H80ZM91 121H93L92 123H91ZM128 121V120H127ZM75 122H76V119H75ZM84 122V121H83ZM90 122V123H89ZM98 123L100 122L99 120L97 121ZM121 122H123V121H121ZM5 123V122H4ZM4 123H3V125H4ZM7 123H9V121H7ZM6 123V124H7ZM15 123V122H14ZM22 123H23V121H22ZM34 123H37V122H34ZM73 123V122H72ZM96 123V122H95ZM94 123V124H95ZM130 123V122H129ZM27 124V123H26ZM45 123L43 122V125H44ZM54 124V125H55ZM58 124V123H57ZM81 124H82V121H81ZM88 124H90V125H88ZM92 124V125H91ZM97 124V123H96ZM109 124V123H108ZM29 125V124H28ZM27 125V126H28ZM35 125V124H34ZM54 125H52V126H54ZM69 125V124H68ZM99 125V124H98ZM119 125V124H118ZM0 126H1V122H0ZM9 126V125H8ZM40 126V125H39ZM70 126V125H69ZM74 126V125H73ZM73 126H71V127H73ZM86 126H87V128L88 129H86ZM96 126V125H95ZM117 126V125H116ZM121 126H122V124H121ZM124 126V125H123ZM16 127V126H15ZM15 127H13V129H15L16 130V128ZM23 127V126H22ZM35 127V126H34ZM44 127H47V126H45L44 125ZM64 127V126H63ZM67 127L68 126H66L65 125V129H66V131L65 132H67ZM76 127V126H75ZM74 127V128H75ZM93 127V126H92ZM132 127V126H131ZM10 128V127H9ZM8 127H7V129H9ZM40 128H42V126H40ZM106 129H108L107 130V132H108V135H109V131L111 130V129H109V128H113V127H109L108 126V128H107V126L105 127ZM105 128H103L102 127V129L100 130V132H102V130L103 131H106V129ZM120 128V127H119ZM3 129H4V127H3ZM25 129V128H24ZM30 129V128H29ZM43 129V131H44V128H42ZM42 129H40V130H42ZM61 129H62V127H61ZM76 129V128H75ZM77 129H79V128H77ZM85 129V130H84ZM105 129V130H104ZM129 129H131V128H129ZM132 129H134V128H132ZM156 129V128H155ZM160 129V128H159ZM6 130V129H5ZM4 130V131H5ZM14 130V131H15ZM18 130H19V128H18ZM20 130H21V128H20ZM40 130L38 131V128H37V131L40 133ZM46 130V129H45ZM69 130V129H68ZM72 130V129H71ZM74 130V129H73ZM95 130V129H94ZM98 130V131H99ZM165 130H166V128H165ZM0 131H2L1 129H0ZM10 131V130H9ZM36 131V132H37ZM91 131V130H90ZM121 131V130H120ZM161 131H163L162 130V128H161ZM3 132V131H2ZM18 131H15V134L13 133V136H12V141L10 142L9 141V143H12L13 142V144H14V139L16 138L14 135H16V133H17ZM31 132H32V129H31ZM63 132V131H62ZM65 132L63 133V135L62 136H64L65 135ZM72 132V131H71ZM70 132V136H69V134L67 135V136H64L65 138L64 139H69V140H67L68 142H71L70 141V137L72 136L71 133ZM106 132V133H107ZM112 132H114V130L112 129V131H111V133ZM23 133V132H22ZM25 133V132H24ZM22 134L21 135V133H20V138L23 136V135H27L28 136V134ZM76 133V132H75ZM103 133V132H102ZM1 134V133H0ZM17 134H19V132L17 133ZM36 134H38V133H35V135ZM45 134H46V132H45ZM77 134V133H76ZM80 134V133H79ZM80 134V135H81ZM103 134H105V132L103 133ZM114 134H115V132H114ZM114 134H111V135H114ZM123 134V133H122ZM160 134H161V132H160ZM159 134V135H160ZM164 134H165V131H164ZM31 136H33L32 134H30ZM73 135H74V133H73ZM78 135V134H77ZM77 135H74L73 136V138L74 137H78V140H77V138H76V140L78 141L77 142V144L82 140L81 138L82 137H84V136H82V137H80V139H79V136H77ZM88 135H89V133H88ZM87 135V136H88ZM108 135L106 136V137H108ZM116 135V134H115ZM117 135H118V133H117ZM116 135V136H117ZM171 135V134H170ZM44 135H42V136H40V137H43ZM62 136L60 137L61 139H62ZM69 136V137H68ZM92 135H89V137H91ZM168 136V135H167ZM178 136H179V134L178 135H176V138H178ZM18 137V136H17ZM29 137V136H28ZM35 137V136H34ZM52 137V136H51ZM50 137V138H51ZM54 137V136H53ZM66 137H68V138H66ZM110 137V136H109ZM171 137V136H170ZM3 138H5V137H3ZM3 138H1V139H3ZM46 138H48V135L45 137V140L43 139V141L44 142H46L47 141V139ZM58 138V136L57 137H55V138H53L51 141H50V144H53V146H52V153H53V151H54V154H52V155H56V156H58L59 155V153H61L62 151H60V150H62L63 148H64V150L65 149H67V148H70V147H72L73 148V145L71 146V145H69L68 144V142L66 143L65 141H64V139H63V141H64V144L66 143V145H68L67 147L64 145L63 146V141H62V143H61V140H58L57 139ZM59 138V139H60ZM87 137H85V139H86ZM91 138H93V136L91 137ZM91 138H87L88 140H90ZM116 138V137H115ZM122 138H124V136L122 137V135H121V139ZM176 138H175V140H176ZM6 139V138H5ZM27 139H32V138H27ZM34 139V138H33ZM30 140V141H33V143L35 142V140ZM54 139H56V141H54ZM72 139V138H71ZM84 139V140H85ZM118 139V138H117ZM119 139H120V137H119ZM16 140V139H15ZM60 142V144H62V148L61 147H59L58 148V146L56 147L55 145H59L60 146V144H56V143H58V141ZM80 140V141H79ZM123 140V139H122ZM161 140V139H160ZM20 141V140H19ZM28 141V140H27ZM40 141V140H39ZM172 141H174L173 140V137H172ZM171 141V142H172ZM182 141V140H181ZM181 141L179 142L180 144H181ZM21 142H22V140H21ZM41 142V141H40ZM44 142H43V144H44ZM56 142V143H55ZM82 142H83V140H82ZM121 142V141H120ZM171 142L169 143V146L170 145H172L171 144ZM175 142V141H174ZM177 142H178V139H177ZM176 142V143H177ZM16 143V142H15ZM17 143H19V142H17ZM36 143V142H35ZM47 143H48V141H47ZM47 143H45V146H48V145H50V144H47ZM73 143V142H72ZM72 143H70V144H72ZM99 143H101V142H99ZM105 143V142H104ZM121 143H123V142H121ZM134 143V142H133ZM148 143V142H147ZM21 144V143H20ZM36 144H38V143H36ZM41 144V143H40ZM39 144V145H40ZM47 144V145H46ZM76 144V145H77ZM120 144V143H119ZM129 144V143H128ZM179 144V145H180ZM33 145V144H32ZM121 145V144H120ZM131 145H132V143H131ZM44 146V148H45V151H46V149H49V146H48V148L47 147H45ZM133 146V145H132ZM131 146V147H132ZM145 147H143L144 148V150H146L145 148H146V145H144ZM149 146V145H148ZM163 146V145H162ZM173 146V145H172ZM172 146H170V148H171V152H172ZM178 146V145H177ZM3 147V146H2ZM37 147V146H36ZM55 147V148H54ZM66 147V148H65ZM80 147H81V145H80ZM85 147H86V145H85ZM84 147V148H85ZM39 148V147H38ZM87 148V147H86ZM130 148V147H129ZM134 148V147H133ZM162 148H164V146L162 147ZM169 148V147H168ZM0 149H1V147H0ZM5 149V148H4ZM23 149V148H22ZM51 149V148H50ZM58 149L60 152L58 153V151L56 152V150ZM74 149V148H73ZM80 150H81V148H79ZM94 149V148H93ZM97 149V148H96ZM92 150V149H91ZM1 151V150H0ZM41 152L43 151V149L42 150H40ZM93 151V150H92ZM157 151V150H156ZM161 151V150H160ZM160 151H158L159 153H161ZM168 151V150H167ZM167 151H165V152H167ZM47 153H48V151H46ZM66 152V151H65ZM90 152V151H89ZM114 152V151H113ZM116 152H118V151H116ZM115 152V153H116ZM148 152V151H147ZM146 152V153H147ZM153 153L155 152V150H153L152 151ZM165 152H163V157H166V156H164V154H167V153H165ZM169 153H170V150L168 151ZM49 153H50V150H49ZM56 153V154H55ZM75 153V152H74ZM92 152H90V154H91ZM143 153H145V151L143 152ZM146 153H145V156H147V158L146 159H148V155H146ZM42 154H43V152H42ZM58 154V155H57ZM69 153H67L66 154V156L68 155ZM120 153L118 152V155H119ZM124 154V153H123ZM127 154V153H126ZM149 154V153H148ZM152 153H150V155H151ZM155 154V153H154ZM47 155V154H46ZM111 155V154H110ZM115 155V154H114ZM140 155H142V154H140ZM2 156V155H1ZM13 156V155H12ZM23 156H24V154H23ZM26 156V155H25ZM48 156V155H47ZM46 156V157H47ZM72 156V157H71ZM126 156V155H125ZM138 156H139V154H138ZM144 156V155H143ZM161 157H162V155H160ZM45 157V158H46ZM65 157V156H64ZM76 157V156H75ZM142 157V156H141ZM140 157V158H141ZM45 158H44V160H45ZM55 159H57L56 157H54ZM70 158H71V161L73 160L72 158H73V155H71L70 154ZM70 158H68V156L66 157V163H67V165L69 164H71V162H70ZM116 158V157H115ZM125 158V157H124ZM143 158H145V157H143ZM4 159H6V158H4ZM76 159H78V158H76ZM81 159H83V157L81 158ZM80 159V160H81ZM88 159V158H87ZM135 159H138V158H135ZM160 159V157L158 158V160ZM164 159V158H163ZM11 160V159H10ZM58 160H60V159H58ZM80 160H78V162L80 161ZM161 160V159H160ZM159 160V161H160ZM141 161V160H140ZM143 161V160H142ZM151 161H153L152 159H151ZM155 161V163L157 162L156 160H154ZM10 161H8V163H9ZM65 162V161H64ZM77 162V161H76ZM80 162H82L81 164H83L84 163V165H86L85 164V162L84 161H80ZM133 162L135 163V162H137V161H134V157H133ZM132 162V163H133ZM144 162H147V161H143V163ZM45 163V162H44ZM72 163L74 164L75 162H73L72 161ZM123 164H124V161L122 162ZM138 163H139V161H138ZM137 163V164H138ZM155 163L153 162L152 164H151V168L153 169H155L156 170V165H155ZM5 164V163H4ZM39 164V163H38ZM76 164V163H75ZM78 164V163H77ZM130 164V163H129ZM62 165V164H61ZM68 165V166H69ZM134 165V164H133ZM149 165H150V163H149ZM153 165V166H152ZM26 166H27V164H26ZM126 166H128V165H126ZM135 166H136V163H135ZM158 166V165H157ZM5 167V166H4ZM32 166H30V168H31ZM50 167V166H49ZM61 167V166H60ZM59 167V168H60ZM81 167V166H80ZM83 167V166H82ZM86 167V166H85ZM84 167V168H85ZM143 166H141V168H142ZM148 167V166H147ZM6 168V167H5ZM52 169H50V172H51V170H52V172H53V168L54 167H51ZM71 168V167H70ZM131 168V167H130ZM129 168V169H130ZM141 168H137V166H136V168L134 167L133 168V171L136 169H139V171H140V169ZM3 169V168H2ZM26 169H27V167H26ZM38 169H39V167H38ZM144 169V168H143ZM148 169H150V166H149V168ZM153 169V170H154ZM4 170V169H3ZM8 170V169H7ZM21 170H23V169H21ZM31 170V169H30ZM42 170V169H41ZM48 170H49V168H48ZM78 168H77V171H76V173H74V174H77V172H78ZM151 170V169H150ZM154 170V171H155ZM28 171V170H27ZM47 171V170H46ZM61 171V170H60ZM139 171H137V172H139ZM9 172V171H8ZM23 172V171H22ZM28 172H31V174H33L32 173V171H28ZM39 172H40V170H39ZM51 172V173H52ZM69 172V171H68ZM85 172H87V171H85ZM128 172V171H127ZM134 172H136V171H134ZM141 172V171H140ZM151 172V171H150ZM153 172V171H152ZM26 173V172H25ZM25 173H22V174H25ZM69 173H71V171L69 172ZM80 173V172H79ZM78 173V174H79ZM130 173H133V172H130ZM129 173V174H130ZM4 174V173H3ZM31 174H29L30 175V177H31ZM35 174V173H34ZM33 174V175H34ZM49 174V173H48ZM68 174V173H67ZM74 174L72 175L73 176V179H74ZM128 174V175H129ZM135 174V173H134ZM21 175V174H20ZM29 175H27V176H29ZM65 175V174H64ZM27 176H25V178L27 177ZM46 176H47V173H46ZM83 176V175H82ZM122 175H120V177H121ZM131 176V175H130ZM30 177H29V179H30ZM33 177V176H32ZM64 177V176H63ZM67 177V176H66ZM65 177V178H66ZM86 177V176H85ZM84 177V178H85ZM128 178H129V176H127ZM127 177H125L127 180H128V178ZM24 178V177H23ZM52 178H53V176H52ZM83 178V177H82ZM122 178H123V176H122ZM121 178V179H122ZM132 178V176L130 177V179ZM133 178H134V175H133ZM132 178V179H133ZM21 179H22V177H21ZM49 179V178H48ZM64 179V178H63ZM3 180V179H2ZM1 180V181H2ZM18 180V179H17ZM26 180H28V179H26ZM25 180V181H26ZM69 180V179H68ZM87 180V179H86ZM88 180H89V178H88ZM123 180H125V179H122V181L121 182H125V181H123ZM127 180H126V183H127ZM25 181H23L22 180V182H25ZM49 181H51V180H49ZM63 181V180H62ZM70 181H72V180H70ZM132 181V180H131ZM3 182V181H2ZM1 182V183H2ZM21 182V183H22ZM59 182H60V180H59ZM129 182V181H128ZM18 182H16V184H17ZM26 183H27V181H26ZM30 183V182H29ZM63 184H64V181L62 182ZM65 183H66V181H65ZM87 183H89V182H87ZM10 184H12L11 182H10ZM15 184V185H16ZM18 184H20V183H18ZM18 184H17V186H18ZM28 184V183H27ZM86 184V183H85ZM125 184V183H124ZM124 184H121L120 183V185H121V187L122 186H124ZM128 184V183H127ZM127 184H125V185H127ZM1 185V184H0ZM129 185H131V183L129 184ZM2 186H3V183H2ZM41 186V185H40ZM151 186H153V185H151ZM1 187V186H0ZM22 187H24V186H22ZM21 187V188H22ZM127 187V186H126ZM130 187V186H129ZM66 188V187H65ZM154 188V187H153ZM1 189V188H0ZM123 189V188H122ZM133 189V188H132ZM135 189V188H134ZM236 189V188H235ZM242 189V188H241ZM20 190H22V189H20ZM119 190H121V189H119ZM123 190H125V189H123ZM149 190H150V188H149ZM234 190V189H233ZM239 190H240V188H239ZM1 191V190H0ZM8 191V190H7ZM12 191V190H11ZM14 191V190H13ZM24 191H26V190H24ZM23 191V192H24ZM36 191V190H35ZM67 191V190H66ZM127 191V190H126ZM229 191V190H228ZM238 191V190H237ZM251 191V190H250ZM256 191V190H255ZM22 192V191H21ZM223 192V191H222ZM234 193H235V195H236V193H237V197H238V194L240 193L239 191L238 192H235V191H233ZM33 193H34V191H33ZM80 193V192H79ZM224 193V192H223ZM250 192H248V194H249ZM257 193V192H256ZM72 194H73V192H72ZM129 194V193H128ZM127 194V195H128ZM227 194V193H226ZM248 194H246L247 195V197H248ZM261 194V193H260ZM1 195V194H0ZM19 195V194H18ZM26 195V194H25ZM29 195V194H28ZM33 195V194H32ZM31 195V196H32ZM68 195V194H67ZM122 195V194H121ZM120 195V196H121ZM125 195V194H124ZM190 195V194H189ZM255 195V194H254ZM3 196V195H2ZM6 196H7V194H6ZM30 196V197H31ZM34 196V195H33ZM129 196V195H128ZM127 196V197H128ZM233 196H234V194H233ZM263 196V195H262ZM126 197V196H125ZM181 197V196H180ZM213 197V196H212ZM211 197V198H212ZM227 197H229V195L227 196ZM235 197V196H234ZM233 197V198H234ZM244 197V196H243ZM251 197V196H250ZM252 197H253V195H252ZM124 198V197H123ZM181 198H183V196L181 197ZM185 198H187V196L185 197ZM222 198V197H221ZM231 198H232V196H231ZM236 198V197H235ZM245 198V197H244ZM249 198V197H248ZM263 198V197H262ZM26 199V198H25ZM37 199V198H36ZM155 199V198H154ZM184 199V198H183ZM190 199V198H189ZM219 199V198H218ZM2 200V199H1ZM6 200V199H5ZM33 200V199H32ZM71 200V199H70ZM126 200V199H125ZM146 200V199H145ZM181 199H179V201H180ZM215 201H216V199H214ZM250 200V199H249ZM261 200V199H260ZM26 201V200H25ZM28 201V200H27ZM39 201V200H38ZM121 201V200H120ZM123 201H124V199H123ZM215 201L213 202V205H215L216 203H215ZM218 201H220V200H217V203H218ZM221 201H223V199L221 200ZM229 201V200H228ZM251 201H253V199L251 200ZM42 202V201H41ZM117 202V201H116ZM200 202H201V200H200ZM261 202V201H260ZM22 203V202H21ZM21 203L19 204V205H21ZM34 203V202H33ZM75 203V202H74ZM73 203V204H74ZM77 203V202H76ZM113 203V202H112ZM111 203V204H112ZM119 203V202H118ZM151 203V202H150ZM192 203V202H191ZM215 203V204H214ZM233 203V202H232ZM252 203V202H251ZM24 205H25V203H23ZM43 204H44V202H43ZM121 204H122V202H121ZM131 204V203H130ZM220 204V203H219ZM15 205H16V203H15ZM76 205H78V203L76 204ZM79 205H81V203L79 204ZM97 205V204H96ZM115 205H117V203L115 204ZM127 205V204H126ZM201 205V204H200ZM205 205V204H204ZM232 205V204H231ZM10 206V205H9ZM12 206V205H11ZM10 206V207H11ZM14 206V205H13ZM41 206V205H40ZM60 206V205H59ZM82 206V205H81ZM84 206V205H83ZM122 206H123V204H122ZM137 206V205H136ZM254 206V205H253ZM15 207H17V206H15ZM14 207V208H15ZM62 207V206H61ZM80 207V206H79ZM107 207V206H106ZM116 207V206H115ZM113 205H112V208H113V210L114 211H116L114 208H115ZM209 207H210V205H209ZM23 208V207H22ZM21 208V209H22ZM34 208V207H33ZM76 208H78L77 206H76ZM83 208V207H82ZM110 208V207H109ZM118 208V207H117ZM205 208H206V206H205ZM216 207H214V209H215ZM17 209V208H16ZM19 209V208H18ZM28 209V208H27ZM29 209H31V208H29ZM41 211H42V209L41 208H39ZM38 209V210H39ZM57 209V208H56ZM70 209H73V208H70ZM119 209V208H118ZM155 209V208H154ZM199 209H200V207H199ZM207 209V208H206ZM205 209V210H206ZM209 209V208H208ZM60 210V209H59ZM62 210V209H61ZM60 210V211H61ZM63 210H64V208H63ZM77 210V209H76ZM78 210H79V212L81 213V211L80 210H83V211H85V209H79L78 208ZM100 210V209H99ZM102 210V209H101ZM112 210V209H111ZM110 210V211H111ZM121 210V209H120ZM137 210V209H136ZM181 210V209H180ZM254 210H256L255 208H254ZM260 210H261V208H260ZM32 211H34V210H32ZM32 211H30V212H32ZM47 211H49V210H47ZM67 211H69L68 209H67ZM150 211V210H149ZM152 211V210H151ZM211 211V210H210ZM215 211V210H214ZM250 211V210H249ZM248 211V212H249ZM257 211H258V209H257ZM21 211H19L18 213L21 215V213H20ZM77 212V211H76ZM86 212V211H85ZM103 212H105V211H103ZM108 212V211H107ZM113 212V211H112ZM155 212V211H154ZM251 212V211H250ZM253 212H255V211H253ZM252 212V213H253ZM13 213V212H12ZM11 213V214H12ZM40 213V212H39ZM39 213H37V214H39ZM46 213V212H45ZM56 214H57V212H55ZM138 213V212H137ZM152 213H153V211H152ZM168 213V212H167ZM203 213V212H202ZM215 213V212H214ZM4 214V213H3ZM9 214V213H8ZM13 214H16V213H13ZM27 214V213H26ZM25 214V215H26ZM60 214V213H59ZM64 214V213H63ZM87 214V213H86ZM101 214H102V212H101ZM139 214V213H138ZM164 214H166V212L164 213ZM199 214H201V213H199ZM251 214V213H250ZM31 215H32V213H31ZM76 215L77 216H81V215H78L77 213H76ZM84 215V214H83ZM82 215V216H83ZM89 215V214H88ZM167 215V214H166ZM165 215V216H166ZM203 215V214H202ZM213 215V214H212ZM216 215V214H215ZM248 215V214H247ZM258 215V214H257ZM23 216V215H22ZM47 216V215H46ZM58 216V215H57ZM60 216H61V214H60ZM63 216L64 215H62V217L60 218L61 219V221H64V220H66V218L67 217H65V219H63L62 220V218H63ZM101 216V215H100ZM105 216V215H104ZM122 216V215H121ZM140 216V215H139ZM164 216V217H165ZM170 216V215H169ZM174 216L175 215H173L170 219L172 220V222H168L169 224H166V226H162V227H159V228H161V229H163V230H161L160 229V234H165V236H166V238H167V240L169 241V245L167 246V247H162V246H160V247H158L159 249L157 250V252L155 251L156 249H154V253H152V256H150V257H148V258H139L138 257V255L136 256V255H134L133 253H129L128 254V249H130V248H127L126 246L129 244V241H131L132 240V242H134L133 241V238L131 239L130 238V240H129V235L132 237V235H133V237H140L141 235H143V234H146V233H148L149 232V230L151 229V228H154V227H149V226H147V225H142V224H140L141 222H136L134 225H135V229L134 230H132V227L130 226V221L128 222L127 220H125V221H123V222H121V224L119 225V226H115V227H118V229H121V230H118L117 229V231H115L114 229H115V227H113V228H111L112 230H111V235H110V233H108V237H107V239L104 241V238H102L103 239V241H101V239H100V237L99 236H97V237H99V239H100V243H96V242H94V241H91V240H94V238L95 237H93V238H88V239H83V240H81L80 238H78L77 237V235H76V237H77V240L75 239L76 237H74V235H72L71 233L69 234V236L68 237H70V239L68 240V242L66 241L67 240V238L65 239V240H63V241H65V243H68V246H67V244H64V242L62 241V243L64 244V246L62 245V243H61V245L63 246V249H62V253H57V254H55L56 252H58V251H55V249H58V248H60L61 249V247H58V248H53L54 249V255H55V258L56 257H58L59 255V257H61L62 258V256L64 255L66 258H67V254H66V251L68 250V251H71L72 250V248H71V250H70V246H71V243L73 242H75V244H73V248H75L76 250H74V252L76 253V251H77V254H78V257H79V254H81L82 253V255H81V261L82 260H89V261H93V262H95V264H184V262H183V259L184 258H186V257H189L188 259H189V262L190 261H193L192 262V264H197L198 263V259L200 260L202 257H204L205 255H207V256H210L208 253L211 251V249H213V248H211L210 247V251L209 252H207V254H205L203 251V249H200V253H199V255H195V253H193V256H192V253H191V255L190 256H188V252L190 251V252H193V251H195V250H197L198 251V249H199V246L200 245H198L197 243H194V242H190V241H187L186 240V238H185V236H186V232H184V229L182 230H178V229H176V226H177V222L174 220L175 218H174ZM187 216V215H186ZM205 216V215H204ZM210 216V215H209ZM249 216V215H248ZM253 216V215H252ZM16 218L15 219H17V216H15ZM27 217V221L29 222V220H28V215L26 216ZM112 217V216H111ZM116 217V216H115ZM141 217V216H140ZM145 217V216H144ZM153 217V216H152ZM176 217V216H175ZM179 217V216H178ZM198 217H200V216H198ZM213 217V216H212ZM259 217V216H258ZM257 217V218H258ZM10 218H12V217H10ZM21 218V217H20ZM25 218V217H24ZM31 218V221H32V219H34V218H32V217H30ZM79 218V217H78ZM206 218V217H205ZM204 218V219H205ZM217 218H219V217H217ZM221 218H223V217H221ZM234 218V217H233ZM250 218V217H249ZM254 218V217H253ZM2 219V218H1ZM39 219V218H38ZM41 219V218H40ZM39 219V220H40ZM45 219V218H44ZM74 219H75V217H74ZM86 219V218H85ZM113 219H114V217H113ZM140 219V218H139ZM178 219V218H177ZM198 219V218H197ZM208 219V218H207ZM229 219H231V218H229ZM245 219H246V217H245ZM248 219V218H247ZM21 220V219H20ZM39 220H37L38 221V223H39ZM69 220V219H68ZM82 220V219H81ZM88 220V219H87ZM89 220H91V218L89 219ZM169 220V219H168ZM174 220V221H173ZM188 221H189V219H187ZM199 220H201V219H199ZM232 220V219H231ZM231 220H229V221H231ZM253 220V219H252ZM1 222H2V220H0ZM36 220H34V222H35ZM46 221V220H45ZM44 221V223H45V225H46V222ZM49 221H50V219H49ZM61 221H58V222H60L61 223ZM108 221V220H107ZM113 221V220H112ZM127 221V222H126ZM147 221H149V220H146L145 222H147ZM167 221V220H166ZM182 221H184V220H182ZM203 221V220H202ZM217 221V220H216ZM25 222H26V220H25ZM78 222V221H77ZM135 222V221H134ZM142 222L144 223V221L142 220ZM190 222H191V220H190ZM206 222V221H205ZM214 222V221H213ZM212 222V223H213ZM218 222V221H217ZM226 222H227V220H226ZM30 223V222H29ZM41 223V222H40ZM39 223V224H40ZM66 223V221H64L63 222V224H65ZM84 223V222H83ZM189 223V222H188ZM201 223V222H200ZM204 223V222H203ZM251 223H252V221H251ZM250 223V224H251ZM255 223H257V221L255 222ZM262 223V222H261ZM263 223H264V221H263ZM69 224H71V223H69ZM147 224H149V223H147ZM155 224V223H154ZM214 224V225H213ZM212 225L213 226H215V223H213ZM21 225V224H20ZM33 225H34V223H33ZM41 225V224H40ZM43 225V224H42ZM44 225V226H45ZM55 225V224H54ZM66 225V224H65ZM73 225V224H72ZM78 225V224H77ZM82 225V224H81ZM137 225V226H136ZM179 225H181V224H179ZM178 225V226H179ZM191 224H189V225H187V226H189L188 228H190V227H192V225L190 226ZM205 225V224H204ZM211 225V226H212ZM217 225H219V224H217ZM222 225V224H221ZM255 224L253 223V225H252V227L254 226ZM257 225V224H256ZM5 226V225H4ZM22 226V225H21ZM29 226V225H28ZM48 226V225H47ZM57 226V225H56ZM60 226H63L62 224L60 225ZM67 226V225H66ZM65 226V227H66ZM89 226V225H88ZM106 226V225H105ZM213 226H212V228H213ZM230 226V225H229ZM259 225H257V226H254L255 228H253V233L255 232V231H258V229H259V234H261V232H262V230L264 229V224H263V226L262 225H260L259 227H258ZM36 227V226H35ZM46 227V226H45ZM44 227V228H45ZM49 227V226H48ZM70 227V226H69ZM156 227V226H155ZM181 227V226H180ZM183 227V226H182ZM186 227V226H185ZM227 227H228V224H227ZM263 229H262V228ZM17 227H15L14 229H16ZM38 228H39V226H38ZM54 228H55V226H54ZM56 228H60V227H56ZM62 228V227H61ZM67 228H68V226H67ZM193 228H194V225H193ZM200 228V227H199ZM202 228H204V227H202ZM211 228V229H212ZM222 228V227H221ZM257 228V229H256ZM40 229V228H39ZM70 229V228H69ZM72 229V228H71ZM191 229V228H190ZM226 229V228H225ZM254 229H255V231H254ZM262 229V230H261ZM7 230V229H6ZM18 230V229H17ZM17 230H14L13 231V233L12 234H15V232L17 231ZM64 229L62 228V231H63ZM90 230H92V229H90ZM192 230V229H191ZM208 230V229H207ZM261 230V231H260ZM4 231V230H3ZM38 231V230H37ZM59 231V230H58ZM72 231V230H71ZM88 231V230H87ZM94 231V230H93ZM150 231H152V230H150ZM175 231V232H174ZM196 231V230H195ZM224 231V230H223ZM227 231H229V230H227ZM230 231H232V230H230ZM229 231V232H230ZM234 231V230H233ZM232 231V232H233ZM239 231V230H238ZM241 231V230H240ZM43 232V231H42ZM64 232V231H63ZM192 232V231H191ZM190 232V233H191ZM214 232V231H213ZM220 232V231H219ZM221 232H222V230H221ZM237 232V231H236ZM243 232V231H242ZM3 233H5V232H3ZM37 233V232H36ZM80 233V232H79ZM158 233V232H157ZM248 234H249V232H247ZM17 234V233H16ZM107 234V233H106ZM149 234V233H148ZM204 234V233H203ZM217 234H219L218 233V231H217ZM224 234V233H223ZM229 233H227V235H228ZM240 234V233H239ZM255 234V233H254ZM258 234V233H257ZM18 235V234H17ZM16 235V236H17ZM78 235H81V234H78ZM93 235V234H92ZM91 235V236H92ZM95 235V234H94ZM93 235V236H94ZM152 235V234H151ZM157 235V234H156ZM195 235V234H194ZM206 235H208V234H206ZM211 235V234H210ZM216 235V234H215ZM232 235V234H231ZM7 236V235H6ZM16 236H15V238H16ZM53 236V235H52ZM57 236V235H56ZM104 236V235H103ZM160 236H162V235H160ZM164 236V235H163ZM162 236V237H163ZM200 236V235H199ZM221 236V235H220ZM219 236V237H220ZM234 236V235H233ZM236 236H237V234H236ZM252 236H254L253 234H252ZM259 236V235H258ZM257 236V237H258ZM5 237V236H4ZM80 237V236H79ZM84 237H85V235H84ZM83 236L81 237V238H84ZM193 237V236H192ZM209 237V236H208ZM208 237H206V238H208ZM222 237V236H221ZM220 237V238H221ZM224 237V236H223ZM235 237V236H234ZM247 237H248V235H247ZM2 238V237H1ZM190 238V237H189ZM238 238V237H237ZM250 238H252V237H250ZM3 239V238H2ZM31 239V238H30ZM30 239H29V241H30ZM37 239V238H36ZM55 239V238H54ZM63 239H64V237H63ZM78 239L80 240V241H78ZM90 239V240H89ZM138 240H139V238H137ZM137 239H135L134 238V240H137ZM164 239H165V237H164ZM211 239V238H210ZM229 239H230V237H229ZM228 239V240H229ZM258 239V238H257ZM10 240V239H9ZM18 240V239H17ZM32 240V239H31ZM41 240V239H40ZM71 240V241H70ZM89 241V243H88V241ZM143 240H144V238H143ZM152 240V239H151ZM150 239L148 240L147 239V241L148 242H150L151 241ZM154 240V239H153ZM152 240V241H153ZM162 240V239H161ZM161 240H160V242H161ZM225 240V239H224ZM230 240H232V238L230 239ZM229 240V241H230ZM233 240H234V238H233ZM6 242H7V240H5ZM12 241H14V240H12ZM55 241V240H54ZM53 241V242H54ZM70 241V242H69ZM98 241V240H97ZM151 241V242H152ZM155 241V240H154ZM199 241V240H198ZM197 241V242H198ZM202 241H204V240H202ZM209 241V240H208ZM217 241H219L218 239H217ZM228 241V242H229ZM11 242V241H10ZM26 242V241H25ZM40 242V241H39ZM77 242H79L80 244H82V246H80V244H79V246H80V248H77V246L76 247H74L75 245H78L77 244ZM137 242V241H136ZM141 242V241H140ZM145 242V241H144ZM147 242V243H148ZM159 242V243H160ZM163 242V241H162ZM161 242V243H162ZM211 242V241H210ZM210 242H209V245H210ZM226 242V241H225ZM227 242V243H228ZM231 242V245L233 246V249H234V245L232 244V243H234L235 245H237V242H235V240L232 242V241H230ZM240 242V241H239ZM242 242V241H241ZM12 243V242H11ZM10 243V244H11ZM30 242H28V244H29ZM33 243V242H32ZM36 242H34V244H35ZM143 243V242H142ZM154 243V242H153ZM160 243V244H161ZM205 242H203V244H204ZM213 243H214V241H213ZM219 243V242H218ZM216 241H215V244H218ZM8 244V243H7ZM13 244V243H12ZM24 244H27V243H24ZM28 244H27V246H28ZM31 244V243H30ZM33 244V245H34ZM70 244V245H69ZM105 244V245H104ZM134 244H135V242H134ZM134 244H132V245H134ZM200 244V243H199ZM239 244V243H238ZM242 244H244V243H242ZM257 244V243H256ZM255 244V245H256ZM32 245V246H33ZM42 245V244H41ZM44 245V244H43ZM83 245L84 246H86V248H84L83 247ZM95 245V246H94ZM163 245H164V243H163ZM227 245V244H226ZM22 246V245H21ZM45 246V245H44ZM153 246V245H152ZM211 246H214V245H212V243H211ZM228 246H229V244H228ZM231 246V247H232ZM238 246V245H237ZM242 246L243 245H241V251H242ZM9 247V246H8ZM30 247H31V245H30ZM35 247V246H34ZM46 247V246H45ZM83 247V248H82ZM133 247V246H132ZM140 247V246H139ZM144 247V246H143ZM145 247H147V246H145ZM145 247H144V250H146L145 249ZM155 247V246H154ZM157 247V246H156ZM155 247V248H156ZM202 247H204V249H205V246H203V245H201L200 246V248H202ZM217 247V248H216ZM215 248L216 249H218V257H215V256H210V259H209V262H207L206 264H218V263H216L217 261H218V259H219V257L222 255V251H223V248L218 244V246H216ZM230 247V248H231ZM247 247V246H246ZM3 248V247H2ZM92 248H93V250H92ZM148 248H150V247H148ZM147 248V249H148ZM209 248V247H208ZM215 248L212 250L213 252L215 251ZM258 248H259V244H258ZM30 249H32V248H30ZM35 249V248H34ZM48 250H50V247L49 248H47ZM78 249V250H77ZM79 249H83L84 251L82 252L81 251V253H79ZM143 249V248H142ZM152 249V248H151ZM182 249H184V250H182ZM227 249H228V247H227ZM245 249V248H244ZM19 250V249H18ZM17 250V251H18ZM132 250V249H131ZM135 250V249H134ZM176 250H180L181 252H182V254H183V259L181 258V260H173V257L174 256H172V252H174V251H176ZM229 251H230V249H228ZM246 251L245 252H247V254H248V252H249V250H247V248L245 249ZM252 250V249H251ZM256 250V249H255ZM28 251H29V249H28ZM61 251V250H60ZM68 251H67V253H68ZM73 251V250H72ZM71 251V253L73 254L74 252H72ZM91 251V252H90ZM139 251V250H138ZM148 251V250H147ZM211 251V252H212ZM237 251V250H236ZM4 252V251H3ZM32 252H34V251H32ZM150 252V251H149ZM153 252V251H152ZM233 252H234V250H233ZM252 252H253V250H252ZM258 251H254L253 253H251L250 255H252V254H254V253H256V254H260V253H257ZM260 252V251H259ZM66 255H65V254ZM75 253H74V255H75ZM92 255H91V254ZM138 253V252H137ZM145 253H146V251H145ZM148 253V252H147ZM146 253V254H147ZM215 253V252H214ZM237 253H240V252H237ZM243 253H244V251H243ZM3 254V253H2ZM13 254V253H12ZM50 254V253H49ZM72 254H68L70 257L72 256ZM76 254V255H77ZM138 254H140V253H138ZM149 254H151V252L149 253ZM178 254V253H177ZM205 254V255H204ZM211 254V253H210ZM217 254V253H216ZM241 254V253H240ZM32 255V254H31ZM35 255V254H34ZM47 255V254H46ZM56 255H58V256H56ZM62 255V256H61ZM212 255V254H211ZM215 255V254H214ZM229 255V254H228ZM233 255H235V254H233ZM238 255V254H237ZM237 255H236V257H237ZM242 255V254H241ZM240 255V256H241ZM249 255V256H250ZM2 256V255H1ZM4 256V255H3ZM26 256V255H25ZM197 256V260L196 261H194V260H192V258H195ZM206 256V257H207ZM240 256H238V257H240ZM247 256V255H246ZM248 256V257H249ZM5 257V256H4ZM9 257V256H8ZM65 257H63L62 259L64 260H66V258ZM205 257V258H206ZM254 257H255V254H254ZM2 258V257H1ZM12 258V257H11ZM19 258H21V257H19ZM27 258V257H26ZM30 258V257H29ZM71 258H73V256L71 257ZM176 258V257H175ZM180 258V256L178 255L177 256V259H179ZM204 258V259H205ZM243 257H241V259H242ZM247 258V257H246ZM245 257L243 258V259H246ZM251 257H249V259H250ZM261 258V257H260ZM16 259V258H15ZM22 259V258H21ZM25 259V258H24ZM32 259V258H31ZM56 259H59V258H56ZM68 259V258H67ZM75 259H76V256H75ZM203 259V260H204ZM238 259V258H237ZM61 260V259H60ZM60 260H58L57 262H61ZM62 260V261H63ZM80 260V259H79ZM78 260V261H79ZM239 260V259H238ZM258 260V259H257ZM31 261H33V260H31ZM37 261V260H36ZM36 261H33V262H36ZM66 261H68V260H66ZM185 261H186V259H185ZM188 261V260H187ZM205 261V260H204ZM221 261V260H220ZM232 261V260H231ZM38 263L37 264H40L39 262L40 261H37ZM53 263H55L56 262V260H55V262L54 261H52ZM57 262H56V264H57ZM67 263V262H66ZM65 263V261H63V262H61L60 264H66ZM75 264H78V262L76 263L75 262ZM79 264H80V262H79ZM187 264V263H186ZM190 264H191V262H190ZM198 264H202V261L201 262H199ZM221 264H225L224 263V261L222 260L221 261Z\"/></svg>", "mask_w": 264, "mask_h": 264}, {"label": "snow or ice", "instance_id": "6c2138e0", "mask_svg": "<svg viewBox=\"0 0 264 264\" xmlns=\"http://www.w3.org/2000/svg\"><path fill=\"white\" fill-rule=\"evenodd\" d=\"M3 6L5 8L12 7V5H7V4ZM98 115L100 118H103L105 115L103 111L102 103L100 104L98 108ZM46 135L62 136L63 133H62L61 128L58 125L57 126H47ZM21 147L22 145H20L19 143H15V144L9 143L7 151L16 153L21 149ZM250 207H251V201L246 200L244 197L240 196L234 200L232 207L227 209V214L230 217L237 218V222L235 225L237 229L246 230L248 232L253 231L252 225L248 224L244 219ZM261 216H262V219H264V203H262V206H261ZM259 248H260V256H261V259L259 260V262L252 260V259H248V260L228 261V262H225V264H264V231L261 232L260 237H259ZM0 264H35V262L28 261L25 259H10V260H5V261H0ZM80 264H95V262L89 261V260H82L80 261Z\"/></svg>", "mask_w": 264, "mask_h": 264}]
</instances>
